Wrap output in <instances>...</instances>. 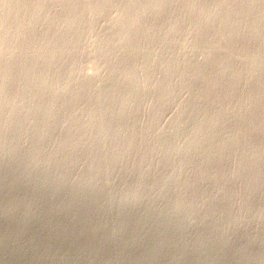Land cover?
Listing matches in <instances>:
<instances>
[{
  "label": "rangeland",
  "instance_id": "obj_1",
  "mask_svg": "<svg viewBox=\"0 0 264 264\" xmlns=\"http://www.w3.org/2000/svg\"><path fill=\"white\" fill-rule=\"evenodd\" d=\"M89 1H91V2H89ZM89 1L85 0L86 3L84 4V8L86 9V11L84 10L85 13L83 14V16H86V14H87V16L89 15L90 17L88 18L86 16V17L80 18V20L83 18L86 20V22H84V23H83V21H85V20H81V21L79 20V22H78L77 19H74V21L75 20H77V21L73 22L72 15H69L70 13H67L69 16H67V14H65L66 12H63L64 14H62V12H61L62 10H60V8H62L60 6L61 5L60 2L58 3V1H54V2H57L59 4L60 7L58 8L57 3H54V2L52 3L51 1H49L48 3L44 2L45 4L47 3L46 5L48 7L46 9V7H45L46 5H44V11L49 10L47 12L51 13V15L48 13L49 16H51V17L49 18L48 15L44 16V14H43L44 18H42V21L41 22L39 21V22H37V24L34 25V27L36 29H38V31L33 29L34 27L32 28L34 31L31 29L30 30L28 29L29 31L23 30L26 28L22 29V32H23L22 34L23 35L25 34L24 37H26V35H27V37L33 36L35 39V38H39V37L41 38L43 36L42 34L46 30V27H50V26L53 27L51 29H55V32L60 33L59 36L60 35L62 36L64 34H66L67 32H70V31L65 30L68 28V25L70 26V29H71L70 34L73 32L71 34L72 38L75 37V38L71 39V41L73 40L75 42V44L73 41L72 42L71 41H68V42L63 41V42H66L69 44L71 43V46L74 45L73 47L70 48L69 44L65 43L67 45L66 46L62 42H60V44L61 45L64 44L65 47L63 45H62L63 47L61 45H58L59 41H61V40L57 39L58 37H55V39H54L53 35H49L50 37L47 36L49 39L46 37L47 41L46 40L45 41L48 42L46 44L48 45L50 43V45H48V46L45 44V41L43 42L45 37L41 38L42 41H40V43H41L40 47H39L40 52L50 51L52 49L51 46H53L51 43L53 42V44H54V40H55L56 44L58 43L55 46H57V48L60 51H62V53H63L62 57L58 60L59 67H58V65L56 66V69L58 71L55 69L50 70L52 72L54 71L52 73L49 70H48L49 71L48 72L47 69H44V70H46L44 72V70L42 69V70H40L41 73L39 72L37 74V71H39V70H36L33 67L31 69L30 65L33 63H30V62L32 61L31 59H32V56L34 55V53L31 54L32 56L29 55L30 57L27 56L26 54H28V53L30 54L32 52V50L34 49V48H32L33 47L32 44L25 43L26 44V46H25V44H22L23 42L22 43L18 42L13 47L15 50L10 49L9 47H6V45H4L3 47H0V50H2L3 53H6L5 58H4V56L2 55L3 53H1V51H0V53H1L0 57L2 56L1 60H0V66L3 65V64H1L3 62H4L3 66H5L6 64L10 65V71H12L11 75H15V73H17V71L21 67L27 68V70H26L27 72L25 73L26 79L23 76L22 79L19 78V79H17L18 81L16 80L18 83V89L21 88V86L25 84L26 80L33 79L34 76L37 77V76H39V74H40V76L42 75L41 77L39 76V78H40V79H38L39 82L37 81L38 77L37 78L35 77L36 79H33L34 82L37 81V83L40 84V80L42 79L46 85L49 83L47 85L48 89L47 90L43 89V91L41 90L42 92L40 91L39 88H37V87H39V85L36 84L35 87L37 89L33 88L34 86H32L30 89H28L29 91L25 89V91H21L22 93L20 92L21 95L26 94V96L22 95V97H21V95L20 94L18 95V93L15 94V96H14V90L15 91L17 90V87H15L14 85H17V83H15V84H13V82H11L12 84L10 82L7 83V81L4 80V77L2 75H0L1 76L0 77V82H1L0 84L3 83V85H0V90H1L0 94H3L4 96H6L5 97L6 99H3L4 96H3L2 100L0 99L1 100L0 104H2V102H3V104H5V102H6V104H5L6 107L4 106L5 108L3 106L0 107V110H1L0 111V122H2V125L0 124L1 125V127H0V136H1L0 140H2V142H3L2 143L0 141V145L3 144L2 145L3 148L0 146V264H264V175H263L264 171H262V168H264V161L261 160L264 158V150H263L264 148H260L261 144L264 147V139H262V137L264 138V131H263L264 130L263 129L264 128V123H263L264 122V119H263L264 118V105H263V103H264L263 102V100H264V96H263L264 95V90H263L264 89V76H263L264 73H262V72H264V70H263L264 69L263 68L264 63H263L262 67H261L262 62H261V65L257 64L255 66V68L260 67L259 70L257 68H256L257 70L252 69L253 71H251V68L246 69V71L247 70L251 71L253 76H255L254 72H256V74H258L257 78L262 77V79H263V80H261V78H258V80H260V82H262V83L258 82L256 86L254 85L260 91L258 92V90L254 87L256 92L254 91V89L250 92H253L255 94L250 93V95H247L248 97H253L251 99L249 98V100L252 104V102H253L252 100L255 99L256 96L260 97V95L263 94L262 95L263 97L261 96V98H262L261 101L263 103L260 102V104H259L260 107H259V105H256L257 107H259V110L257 107L254 108L255 110L257 108L256 111H254V109L252 107H251L252 109H250V106H253V104L252 105L250 104V106L248 105V102H249V101H247L248 97H247V99L246 98L244 99L247 101L248 107L246 106V102L245 103L243 102V106L245 104L246 108H240L239 107V109H240L239 110L237 107L242 106L241 105L242 103L239 101V104H240L239 105L238 103H235L234 102L235 99L232 98L230 103H227V106L225 105V107H223L224 110H227L224 112V114L225 115L227 114L229 116V118L227 115H226L227 117L224 116L227 118V119L226 118L225 119L231 120V118H232V121L228 120L229 121L228 122L226 120H223L224 122H222V120H221V123H222L221 126H219L221 124L220 122H219L220 124L218 123L219 125L212 122L213 124H215V125H213L211 123V121L214 120L216 108H217L218 112L221 109L220 105L217 106V103L220 104V102L219 101L214 102L216 98H215V96H213V94H215V93L218 94V92H217L218 90L214 89V90H216L215 93L213 92L214 90H212V91L210 90V92L212 94L209 93V95H205V96H204V94H202V96H200L201 94L198 93L200 91H198L199 88H198V86H196L197 85L196 80L190 81L188 79L189 81L185 82V79H187V78L182 77L183 75H181L182 73L179 70L175 71L171 67L165 68L168 73L166 72V70H164L163 63H164V60L166 58L169 59V63H171V61L174 62L171 64V66H173L175 63L177 65V63H180V62L181 63L184 62V65H186L187 60H185V59L186 58L190 59V57L193 59L195 57L194 60L197 59L196 61H198V62H203V61L205 62V60H203V59H205L204 57H206V54L208 56V53H209V55H210V53L212 54V55H210V57H212L215 54L219 58L221 55L220 54V48L218 47L219 48L218 49L215 46V44H213V43H210V46L213 44L212 46H215V48L218 50H215V48L213 49V47L212 46L210 47L209 44L207 46V42L204 44H199V45L196 44L197 46H195L194 44L196 42L194 39L196 37V34H192L193 30L191 28V25H188L186 27V30L185 29L183 30V33H181L182 31H178V30L175 31L174 30L177 33L176 35L174 34L175 32L172 29H170V31H172V33L169 31V28H167L168 26L165 24H167V22L172 18L173 13L170 14L171 18L170 17L168 18V16H166V15H168V12L170 13V11L174 12V15H176L178 12H180V11H178V12H176V11L182 9L181 8L182 2H180L181 0L179 2H175L173 5H171L172 6V8L170 7L171 10L168 11L167 14L165 15L167 17L166 18L167 20L166 19L163 20L164 17H159V20H160V18H162L161 20L165 21V24L163 22H160L161 20L159 21L158 18H157V20L159 21L160 24L157 22V20L155 22L154 19H152L153 17H151V15H153V14L150 15V12L149 13L147 12V14L145 16H143V18H141V19H144V18L148 19L149 18L148 19L149 22H147V21L141 22L142 25H148L149 24L148 28L146 30L147 34H146V31H144L142 33L141 32L139 33L141 36L140 35L139 36L132 35V36L133 37H140L141 38L140 41H146L147 42V44H145L146 42L141 43L143 45L141 48L144 49L143 51L146 54H144V53L142 54L143 51L141 52V50H140L141 48L137 49L140 52L139 51L137 52V50H136L137 53L135 52V54H134V51L136 48H130V47L123 48L124 50L128 49L126 51L127 53L123 52L121 45L119 47L118 41L117 42L111 41L110 37H114V34H116L115 35L116 37H117V34H118V37L120 34V37H121V34L123 35V33H124L119 28H115V29L116 30L118 29V31L120 30V33L117 32L116 30H114L113 25H112V19H115L116 17L121 15L120 12L122 9L121 10H119V9L125 8V6H126V5H124L126 3L125 1L121 0L122 6H120L121 2H118V1H117L118 3L116 2V4H118V6L120 8H118V6L115 4V2H113V4H112V2L109 3V4H111L110 7H109V4L104 5L105 6L104 8L108 7L109 9L106 8L107 10H105V9L100 10L101 12L99 11L100 12V13L98 12L99 14L96 12L97 8H95V7H98V5L101 3L100 2L101 0L100 1L99 0H93V1L89 0ZM94 1H97V2L94 3ZM98 1H99V4H98ZM139 1H141V0L137 1L138 3L136 4V6H140L141 3ZM202 1L204 3L206 0L205 1L202 0ZM202 1H200L201 4L199 3L201 6L204 5L202 3ZM92 2H93V4H92ZM143 2H144V0H143ZM143 2H142V4H144ZM209 2H210V0H209ZM90 3L93 6H90L91 5ZM48 4H50V5L48 6ZM51 4H53L54 6L56 4V9ZM114 4H115V7L117 6L116 9H114L115 8ZM85 5L86 6L88 5L87 6L88 11H87V7ZM112 5H113V7H112ZM52 7L54 8V10ZM92 7H94V8L92 9ZM26 10H28V9L24 8L22 13H24ZM51 10H52V12H51ZM55 10L60 12V14L59 13L57 14L56 13L57 11L55 12ZM103 11L104 12L108 11L109 14H108V12L103 13ZM123 11H124V9H123ZM89 12H91L92 15ZM117 12H119V13H117ZM52 13L54 15H52ZM95 14H96V17H95L96 19L93 18L95 16ZM97 14H98V17H97ZM57 15L58 16L61 15V16L58 17ZM65 15H66V17H65ZM101 15H103V17ZM148 15L150 17H147ZM161 16H163V15H161ZM56 17H58V18H56ZM62 17L64 20L61 19ZM175 17H177V15ZM51 18H52V21L50 20ZM53 18H55V20ZM65 18L66 19L70 18V20H66ZM87 19H89V21ZM146 19H144V20H146ZM186 19H184L185 20L184 22H187L186 24H188V21H190V19H187V20ZM45 20H47V22H43ZM48 20H50V21L48 22ZM56 20H57V22H56ZM71 20L74 24L72 22L71 23L67 22V21H71ZM91 20H93V21H91ZM109 20L111 23L108 22ZM59 21L62 23V25ZM64 21H66L65 25H63L65 23ZM150 21L155 22V23H152V24H154V27H155L156 23H158L159 26L161 25L162 27H163V25H165L166 31H164L165 27L162 28L161 26H160L161 27V31H160V27L158 28L157 27L158 24H156V27L159 29V31H158L160 34L159 36L161 38L159 39V36H158V38L154 39L155 41H153V43L149 44L148 43V39H149L148 34L153 30V27H152L153 25L152 24L150 25V23H151ZM42 22H43V24H42ZM55 22L56 23L59 22V24H56ZM190 22H189V24H191ZM38 23L40 25H38ZM67 23H68V25H67ZM75 23H77V24L81 23L80 25L78 24L80 27L77 24L75 25ZM85 23L86 24L90 23V24L86 25L87 27H85V26H83ZM48 24H49V26H47ZM37 25H38V28H37ZM55 25H56V27L60 26L59 30H58V28L54 27ZM73 25H75L76 27ZM15 26H18V25L16 23H13V27H15ZM71 26H72V28H71ZM11 27H12V25H11ZM150 27L152 29H149ZM156 27L154 30L157 29ZM109 28H110V30H109L110 34L109 35H111V36L108 35V33H109L108 29ZM61 29H64V30H61ZM70 29L68 28L67 30H70ZM41 30H43V31L41 32ZM60 30H61V32L63 31L64 33L61 34ZM26 31H27V33H26ZM31 31H32V33H29ZM51 31H53V30H51ZM121 31L123 33H121ZM167 31L169 34L171 33L170 37H172V38L169 37V34L167 33ZM184 31H186L187 33H189V32L190 33L192 32V33L188 34V36H187V33ZM194 31H195V29H194ZM33 32L34 33L37 32V35H36V33L34 34ZM38 32H40L41 34ZM114 32H117V33H114ZM165 32H166V34H168V38H169L168 40H171L170 42L168 40H166L167 35L165 34ZM28 33L31 35L28 36ZM38 34H40V36ZM77 34H79L78 36H81V38L82 39L84 38V39L80 40L79 39L80 37H78ZM82 34L84 35V37H82L83 36ZM143 34H144V36H143ZM172 34L175 35L174 38H173ZM262 34H263V29H262ZM71 35L68 37H71ZM73 35H75V36H73ZM105 35H106V37L108 35L110 40L108 37L105 38ZM162 35H163V37H162ZM177 35H179L180 37L182 36V37L176 39L175 37H178ZM76 36L78 39L76 38ZM151 36H152V33H151ZM183 36L184 37L186 36V37L183 39ZM51 37L54 40L51 41L50 40ZM143 37H144V40H143ZM190 37L192 39L194 38L193 40L195 43L192 41V39H190ZM101 38H103V39H101ZM145 38H146V40H145ZM156 39H158V40H156ZM174 39H176V40L174 41ZM181 39H182V41H181ZM185 39H187V40H185ZM106 40H107V45H106L107 49L104 48L105 44H106ZM172 40L174 41V43ZM184 40H185V42H184ZM49 41H51V42H49ZM81 41H83V42H81ZM102 41H104V42H102ZM79 42H81V43H79ZM110 42L112 45L110 44ZM114 42L119 47L118 48L116 46V49H118V51H120V49H121V52H123V53L117 52V50L114 47V45H115ZM166 42H168L167 45H166ZM182 42H184L185 44ZM19 43H20V45H19ZM113 43H114V45H113ZM180 43H182V44H180ZM186 43H189V46H191V48L189 46H187L188 44H186ZM42 44L46 45V47L44 45L42 46ZM79 44H81V46ZM108 44H110L112 47ZM163 44L165 46H163ZM177 44H179V45L177 46ZM21 45H23V47H21ZM76 45H79L77 48H80V49L74 50V47L76 48ZM159 45H162V46H159ZM180 45H182V46H180ZM203 45H205L204 48L202 47ZM234 45L235 44H233L230 47V49H235V47L232 48ZM154 46H155V48H154ZM68 48H70V50H68ZM109 48L110 49L113 48V50L111 49V52H110ZM150 48H151V50H148ZM152 48H154V49L152 50ZM179 48H180V50H179ZM186 48L188 49V51L186 50ZM182 49H183V51H181ZM189 49L192 51H190ZM206 49H207V51L209 49H211V50L208 51V53H207V51H205V54L203 55L202 52H204V50H206ZM76 50L79 51L80 55L78 53H76ZM100 50H102V52ZM155 50H156V52H154ZM213 50H215L217 53ZM262 50L264 52V49H262ZM262 50L260 51V53H262ZM128 51H130V52L128 53ZM189 51H190V53H189ZM22 52H23V54H25L27 56V58L29 60L26 59V56H25V58L23 57L24 55L22 54ZM131 52H133V54H131ZM148 52H150V53L147 54ZM75 53H76V55L77 54L78 55L77 56L74 55ZM156 53H158L159 55H157ZM183 53L185 56H183ZM233 53H234V51L230 52L231 55ZM10 54H11V56H10ZM16 54H17V56L20 55L19 58L21 60L18 59ZM126 54H128L129 57ZM136 54L138 55L137 58L135 57ZM150 54H152L153 57L156 54V56L154 57V62L155 61H157V62H155V63L152 62V64L147 63V61H149L147 58H149ZM165 54H168L169 57H171V56L172 57L168 58V56H166ZM175 54H176V56H175ZM187 54H188V57H186ZM194 54L197 55L198 58L196 56H194ZM230 54L227 53V55H230ZM262 54L264 55V53H262ZM262 54H259L260 59L264 58V57H262L263 56ZM70 55H72V56L70 57ZM108 55H109V57H107ZM124 55L127 56V59ZM131 55H134V56H131ZM144 55H145L147 61H145ZM178 55H179V58L177 57ZM12 56L14 57V59L12 58L14 62L11 59ZM101 56H104V57H101ZM216 56H214V58H217ZM7 57H10V59ZM22 57L24 58V60L22 59ZM72 57L74 59L73 63H71ZM130 57L131 58L135 57L133 59V60H135V65H136L135 69H134L135 65H133V66L128 65V64H131L130 62H127ZM16 58L18 59L19 63H18V61H16L17 60ZM104 58L106 59V63H108V64L110 63L109 66H108V64L105 63ZM131 58L129 61H132ZM237 58H239V57H237ZM7 59L13 62L12 66H11L12 62L9 61V63H8ZM66 59L68 61H70V63L72 65L69 63V65H70L69 66L67 64L68 61H66ZM117 59H119L118 62L116 61ZM159 59L161 61H158ZM167 59L165 60L166 63L168 62ZM170 59H172V60H170ZM175 59L177 61L178 60L179 61L177 62V61H175ZM239 59H241V58H239ZM239 59L235 60V64L237 66L234 65V70H236L237 72L241 71L240 72L241 74H243L242 72L246 73V75L248 74V76H246V77L249 78L251 76V72L247 73L248 71L245 72L243 70V68H241L242 65H245V64L242 60L241 61L243 63L241 61H239ZM2 60H3V62H2ZM33 60H34V58H33ZM108 60H109V62H108ZM125 60H127V61H125ZM183 60H185V61H183ZM20 61L23 63L21 64ZM61 61H62V64H60ZM75 61H77V62H75ZM115 61L117 63V67L115 66L116 63L114 65ZM138 61H139V63H138ZM237 61L241 62L242 65H240L241 63H239V62L237 63ZM16 62H17V66L15 64ZM120 62H122V63H120ZM75 64H77L78 67ZM120 64H122V65L126 64L127 65V67L124 68L125 70L122 69V66ZM155 64H156V67L159 64V67L156 68ZM180 64L178 67H180V69H181L183 67V65L181 64L182 65V67H181ZM26 65H28L30 69H28V66H26ZM119 65L121 67H119ZM124 65H123V67H124ZM137 65H139L138 68H137ZM150 65H152V66H150ZM176 65H175V67H176ZM3 66H1V67H3ZM74 66H76L75 68L78 71L74 68ZM110 66H112V67L115 66L114 68L115 69L119 68L120 71L122 69L123 73L122 72L120 73V71L118 69L117 70L114 69V73L111 72L112 74H110V77H109L110 71L113 70V69H111L112 67L110 68ZM162 66H163V69H162ZM252 66L253 65H250V67H252ZM128 67H129V69H132L133 71H135L133 75H132L133 71L131 72V70H129ZM147 67H150V68L147 69ZM247 67H248V65H247ZM68 68H70V69H68ZM71 68H72V70H71ZM142 68H143V70H142ZM155 68H156V70H155ZM158 68H161V69H158ZM15 69H17V70L15 71ZM65 69H66V71H65ZM126 69L128 70V73H127ZM144 69L149 70V72L147 70L145 71ZM150 69H153V70L150 71ZM169 69H170V72H169ZM13 70H14V73H13ZM29 70L30 71L33 70V71H31L33 74L35 72L36 73L34 75H32V73L29 72ZM70 70H71V72L73 70H75L77 72L73 71V75H72V73L69 72ZM141 70H142V72H141ZM159 70H160V72H159ZM59 71H61V74H63L65 77L63 75H61L60 73H58ZM62 71H63V73H62ZM115 71H116V73H118V75H115ZM137 71L139 74H137ZM143 71H144V74H142V76H143V78H142V76H139V75H141V73H143ZM177 71L180 73L176 74ZM42 72H44V73H42ZM46 72H47V76L45 74ZM124 72L127 73L129 77H130V75H131V77L134 76L135 73H136V76H134V79L133 78H124L125 77V76H123L125 74ZM161 72L163 74H161ZM237 72H235V73L240 74ZM260 72L262 73V76H260V74H261ZM49 73H50V75H49ZM55 73H58L57 75L61 79L57 78L58 76H56ZM74 73H76V76L74 75ZM165 73H166V75H164ZM29 74L32 76L31 78L29 77L30 76ZM51 74H55V75L51 76ZM169 74H170V76H169ZM111 75H114V76L111 77ZM150 75H151V77H150ZM45 76L48 78H46ZM128 76L126 75V77H128ZM161 76H163V78ZM175 76H176V79H175ZM114 77H116V78L119 77L120 79L119 78L116 79ZM139 77H141V78H139ZM177 77L178 78L182 77L183 80H182V78H180V81L182 80L180 82L177 79ZM251 77L249 78V80L251 83H254L255 77L252 78L253 81L251 80ZM110 78H111V80L109 81ZM137 78L139 80L142 79V81L144 79V81H147V82H144V81L139 82V81H137L138 80ZM164 78L165 79L167 78L166 81L168 83H164V82H166ZM1 79H3V80H1ZM51 79H53V81ZM115 79L119 80L118 83ZM158 79H162V80H160L161 82ZM173 79H175V80H173ZM21 80H23L24 82ZM62 80L63 81L65 80V82H62ZM81 80L82 81L86 80L85 82H83L85 84H83ZM112 80H113V83H111ZM125 80H128V81H125ZM153 80L156 83H158L157 80L159 81V83L163 82L162 83L163 85L159 84V86H158V84L155 83L156 87H154V86H152L154 84ZM168 80L169 81L171 80V81L169 82ZM245 80H241V81L243 82ZM16 81L14 80V82H16ZM51 81L56 83V84L54 85V83H52ZM79 81H80L81 85L83 84L84 87L86 85V89L84 88L85 90L83 89V86L78 84ZM87 81H89V82H87ZM34 82H33V84H34ZM61 82H62V84H61ZM72 82H73V85H72ZM86 82L88 84H86ZM114 82H115V84H114ZM120 82L121 83L124 82V83H122V85H121ZM133 82L138 87L139 86H142V87L138 88V87H136V85L133 86L134 85ZM189 82L191 84L194 83V85L195 84L196 85L195 86L191 85V84H189ZM227 82H228V84L230 83V81H228V79H227ZM233 82L234 81H231V85L233 84ZM4 83H5V85H4ZM51 83H52V85L49 86ZM119 83H120V87H119ZM126 83L128 85H126ZM139 83H144L145 85L144 84L140 85ZM171 83H173V84H171ZM184 83H188L189 86L191 85L190 87H193V86L194 87L192 89H190V88H188L189 86H187L188 84L185 85ZM57 84H61V85L58 86ZM90 84H92V86L88 87V86H90ZM258 84H260V89H259ZM111 85H112V87H111ZM113 85H115V86H113ZM129 85L130 86L132 85L131 88H129L130 87ZM165 85L166 86L170 85L171 87L170 86L166 87ZM173 85L176 87H174ZM262 85H263V87L261 89ZM4 86H6V87H4ZM7 86H9V87H7ZM53 86H54V89H53ZM74 86H75V88H74ZM76 86H77V88H76ZM11 87H13V89ZM55 87H56V90L58 91L57 93H56ZM59 87H61V89ZM121 87H123L122 90H124V89L126 90V88H127V91H126L127 94L125 91H124V93H123V91H121L123 94L118 92V91H120ZM10 88L12 89V90H10L12 92L9 91ZM22 88H24V86H22ZM62 88L64 90L68 88V90L64 91ZM108 88H110V89H108ZM140 88H143V89H141V91H140L139 90ZM158 88H159V90H158ZM177 88H178V90H177ZM186 88L189 90H187ZM32 89H34V90H32ZM58 89L62 90V91L60 92ZM72 89H75V92H73L74 90H72ZM81 89L84 90L83 94H82L83 90H81ZM117 89H119V90H117ZM128 89L131 90V92L133 89V92L135 91L136 93L132 92V94H130V91ZM166 89H167L168 93H166L167 92ZM171 89H173L174 91ZM30 90H32V91H30ZM48 90H50V91H48ZM106 90L107 91L111 90V91L107 93ZM137 90L139 92H137ZM157 90L159 92L156 93ZM261 90L263 92H261ZM33 91H35V92H33ZM36 91H38V92L40 91V93L38 95H36L38 93ZM44 91H46V93ZM76 91H77V95L74 96L73 94L74 93L76 94ZM104 91H106V92H104ZM160 91L162 92L161 94H160ZM171 91H173V92L171 93ZM195 91L196 92L198 91L197 94L195 93ZM8 92H9V94H7ZM32 92L35 94V96L33 95L34 100L33 99L30 100L32 98V96H31L32 94H30V96H31L30 97L29 93H32ZM48 92H52V93H48ZM59 92H60V94H58ZM66 92L69 94H66ZM88 92H89V94H88ZM163 92H165V93H163ZM11 93H13V95ZM53 93H54V95L57 94L58 97L60 95L61 97H59V98H60V100L62 99L61 100L62 102L65 100L66 101L70 100L71 102L65 101V103L62 104L60 102L59 98H56L57 95L54 96ZM61 93H63V94L65 93L67 97L65 96V94L62 96ZM90 93H91V95H90ZM105 93L109 94V95H106V97L105 96L103 97L102 94L105 95ZM139 93H141V94H139ZM155 93H156V95H155ZM45 94L51 95L52 98L48 97V95H47V97H45L46 96ZM124 94H125V98L121 97V96H124ZM133 94L135 97L136 96L137 97L135 98L133 96ZM166 94L169 95V97ZM198 94H200V95H198ZM10 95L12 97H15V99L13 100V98L10 97ZM110 95L113 96V98ZM118 95L120 98L117 97ZM160 95H161V97H160ZM172 95H173V97H172ZM254 95H256V96H254ZM37 96H38V99H39V96L45 97V98H40V100L44 99L43 100L44 102L41 101L43 103V104L41 103L42 105L39 103L40 101L39 102L35 101V100H37V98H36ZM126 96H128V99L126 98ZM209 96H211L215 99H213V100L208 99V101L211 100L212 105L206 106L205 100L207 97L209 98ZM70 97H72V98H70ZM108 97H110V98H108ZM131 97H133L132 98V100L134 99L133 101H131V99H130ZM165 97H167L168 99L166 98L167 99L166 100ZM196 97H198V98H196ZM201 97H203L205 99H200ZM8 98H10V100L11 99L12 100L10 101ZM26 98H27V100H26ZM47 98H48V100H47ZM53 98H55V99H53ZM106 98L108 100H106ZM139 98L141 101L139 100ZM156 98H158V99H156ZM159 98H160V100H159ZM169 98H170V100H169ZM72 99L74 101L76 100L75 101L76 103L74 101H73L74 102L73 103ZM109 99H111V101H109ZM118 99H121V100L119 101ZM122 99L129 100L130 103L134 107L135 106L137 107L136 109L138 111H136L132 105H130L131 107L129 105H127V103L130 104L127 100H125V103H126L125 104L124 100H122ZM193 99H197L199 102L202 100L203 102L201 101V103H199V105L197 106L196 104H198V101L194 100L196 102V104H195ZM5 100H7L9 102H7ZM15 100L17 101L16 104H15V102H16ZM45 100H46V102H45ZM56 100H57V102H56ZM116 100H118V101H116ZM136 100H137V102H136ZM163 100L165 101V103ZM12 101H14V102H12ZM23 101H25L26 103H23ZM27 101L29 102V104H31V103L32 104L28 105ZM30 101H32V102L30 103ZM47 101H49V102H47ZM53 101H55V102H53ZM107 101L111 102L112 106H111V104H109V102L107 103ZM159 101L160 102L162 101L161 103L164 105L159 103ZM11 102H12V104H10ZM21 102H22V104H20ZM36 102L39 104V106H37L38 104H36ZM50 102L54 103V104L53 103L52 104L54 105V107H56L55 111L51 110V109L45 110V108H47V107L48 108H54L51 106L52 104ZM118 102H121V103H118ZM191 102H194L195 106H193ZM231 102H233V105L231 104ZM48 103H50L49 104L50 106L48 105ZM55 103H56V105H55ZM68 103H70V104L68 105ZM234 103L238 106H236ZM261 103L263 105V108H261ZM17 104H19L20 106H18ZM23 104L25 105V107ZM34 104L37 106V109L35 108L36 106ZM65 104H66V106H64ZM94 104L96 107L94 106ZM138 104H139V106H138ZM183 104H184V106H183ZM16 105L18 106V108ZM59 105H61V106H59ZM161 105H162V107H161ZM165 105H167V106H165ZM10 106L11 107L14 106L13 108L16 110L11 109ZM26 106H27V109H26ZM41 106L45 107V108H43L44 110L43 109L40 110V108H38ZM159 106H160V108H159ZM199 106H201V107H199ZM20 107H21L22 111L21 110L19 111ZM57 107H58V110H60L62 108L63 109L60 110V112H59L57 110ZM123 107L126 111L123 109ZM163 107H164V109H163ZM211 107L212 108L214 107V108L212 109ZM28 108H29V110H28ZM118 108H120V109H118ZM126 108L129 110V113H128V110ZM131 108H132V110H131ZM196 108L201 109V111L196 109ZM247 108H249V110L254 111V112H251V111L249 112ZM3 109H5V111ZM8 109H11V110L8 111ZM38 109L42 112L40 113V111H37ZM116 109H118L119 111ZM210 109H211V111H210ZM236 109L238 111H236ZM242 109H244V110L246 109L247 112H249V114H247V112H246V114L250 117L253 116L251 118L252 119L255 118L254 119L255 121L250 119V117H248L246 114L242 115L243 113H245ZM23 110H25V112ZM32 110H34V112ZM50 110H51V113L54 114V116H53V114L52 115L50 114ZM95 110H96V113H94ZM230 110H231V112H230ZM10 111L12 113L14 112L13 117H12V114ZM15 111L16 112L17 111L23 112L22 115H21V113L18 112L22 116V118L19 114L18 115L20 117L17 116V113ZM27 111H30L29 113H31V114L33 113V114L32 115L28 114ZM35 111H36V113H35ZM56 111H57V113H56ZM104 111H106V112H104ZM116 111H117V113H116ZM134 111H136V112H134ZM2 112H4V113H2ZM43 112L45 114H43ZM74 112L76 114L73 116ZM102 112H104L106 114H104ZM111 112L114 113V116H113V113H111ZM130 112L131 113L134 112L135 113L134 116H136V117H134L133 114H131ZM194 112H196L195 115H194ZM199 112H200V114H199ZM202 112L206 115L204 116V114H202ZM236 112L237 113L239 112V113L237 114ZM241 112H242V114H240ZM258 112L259 113L262 112L263 114L260 115ZM46 113H47V115L48 114H50V115L47 116ZM58 113H60L61 115L59 114L57 116ZM122 113H125V114L120 115ZM127 113L129 115L126 116ZM257 113L259 114L258 116H263L261 119H260V117L257 116L259 118V120H262L261 122H262L263 126L261 125V122H259V120L254 116ZM10 114H11L12 118L11 117L9 118ZM23 114L26 117H24ZM35 114H37V115H35ZM41 114H42V116L44 115L43 118H41L42 117ZM89 114L90 115L93 114V115L90 116ZM102 114H103V117H102ZM116 114H118L117 118H116ZM197 114H198V117L200 119L197 117L193 118L194 116H197ZM190 115H192L191 119H190ZM200 115L202 116V118L204 116V118L202 119L200 117ZM232 115H233V117H232ZM237 115L239 116V118L241 116L242 117L244 116L243 118H245V119L240 118V120L237 121V119H239ZM37 116L38 117L40 116V118H37ZM59 116H61V117H59ZM69 116H72V117L70 118ZM88 116H90L89 118L91 120L88 118ZM236 116H237V118H236ZM16 117L20 118L23 121V123L21 122L20 119H17L18 120L17 121ZM63 117H65V119H67V120H65ZM67 117L70 119H68ZM119 117H121V118L118 119ZM208 117H209V120H208ZM13 118H15V122L12 121ZM59 118H60V120H59L60 124L58 123V121H56ZM125 118L126 119L128 118L127 119L128 121ZM132 118L135 120V122H134V120H132ZM233 118L236 120H234ZM5 119L9 121V124L8 123L6 124ZM24 119H26V120H24ZM28 119H29V121H28ZM38 119H40V121L41 120L42 121L39 122ZM49 119H53L55 121L51 122V124H50ZM72 119L74 120V122ZM113 119L115 121V124L111 125L110 122L112 123ZM116 119L118 120L119 123L116 122L117 121ZM123 119H125V121ZM194 119L197 121L199 120L198 123L196 121H194ZM48 120H49V122H48ZM89 120L92 121V123H89L90 122ZM200 120H202V121H200ZM207 120H208V123H207ZM243 120L247 122L246 125L244 124L245 122ZM249 120L251 122L254 121V123L256 122L257 124L255 123V126H254V123H251V124H253V126H250ZM16 121L18 122V124L20 123L21 125H18L16 123ZM45 121H46V125L50 124V125H48V127L45 124H43V122L45 123ZM60 121H62V122H60ZM129 121H132V122H129ZM225 121L227 124L233 123L234 125L233 124L227 125L225 123ZM239 121L240 122L243 121L244 123L241 122L243 125H241V123L235 124V122L239 123ZM3 122L5 125H3ZM10 122H11V124H15V123L16 124L11 126ZM26 122L28 124L27 126H26ZM37 122H38V124H36ZM67 122H69L68 125H67ZM86 122H88L89 124ZM202 122H203V124H201ZM34 123H35V125H34ZM41 123H42L43 127L40 126V128H39V124L41 125ZM61 123H63V124H61ZM129 123L133 124L132 129L130 128L131 124H129ZM134 123H135V125H134ZM56 124L57 125L59 124L60 126L59 125L57 126ZM194 124L197 126H195ZM205 124L209 127H210V125L211 126L213 125L212 129L213 128L214 129L209 130L211 127L207 128V126ZM17 125L19 127L21 126L24 129L18 130V129H21V127L19 128ZM44 125H45V128H44ZM63 125L69 126V128L67 127L68 129L65 128L67 131L68 130L70 131V133L69 132L67 133L65 131L67 133V136L65 135V132L62 131V130H64ZM98 125L101 126L102 131ZM118 125L123 127V128L121 127V131H120V127ZM125 125L126 126L130 125V126L126 127ZM200 125L203 128L200 127V130L198 131V128ZM248 125L250 126V128L253 127L254 130H250ZM4 126H7V127H4ZM62 126H63V128H62ZM88 126H90V127H88ZM193 126L195 128L197 127V130ZM224 126H226V127H224ZM239 126L241 129L239 128ZM244 126L245 127L247 126V128H249V129L243 128ZM12 127L15 129L13 130ZM25 127L27 130L25 129ZM60 127L62 128V130L60 129ZM108 127H110V128L108 129ZM113 127H117L118 129L113 128ZM124 127H126V128L124 129ZM190 127H191V130H190ZM222 127H224V129ZM259 127H261L262 130L259 131ZM33 128H35V129H33ZM89 128H90V130H89ZM135 128L137 130H139V133ZM228 128H229V130H228ZM230 128L233 130V133H230V132H232ZM253 128H251V129H253ZM42 129L45 132L42 131ZM47 129H48V131H47ZM126 129L129 132H127ZM235 129H237L239 134H236L237 131H235ZM257 129H258V132H257ZM15 130L19 134L21 132H23V133H21V135H19L16 133ZM35 130H36V132H35ZM72 130H73V134H72ZM97 130L100 133V135L97 132ZM103 130H105V131H103ZM108 130H111V131L109 132ZM188 130L190 131L189 136L191 133H193L194 130L195 131L193 134H196V135H193V134L191 135L190 141H189V139H187ZM220 130H222V132H223L222 134L220 133ZM239 130H241V131H239ZM37 131L38 132L42 131V133L45 135V138L44 137L42 138L41 133H37ZM75 131H76V133H74ZM107 131H108V133H107ZM122 131H124L125 133ZM133 131L136 133H134ZM234 131H235V135H233ZM247 131H249L250 134H251V132L256 133V136L254 133H253L254 134L253 136H251L252 134L251 135L249 133L247 134L246 133ZM1 132L4 133L5 137L2 135L3 133L1 134ZM120 132H121V134H120ZM201 132H202V134H201ZM259 132H261V133H259ZM34 133H36L39 136L37 137V135ZM215 133H218L217 135L219 137L216 136ZM225 133L229 134V135L231 134V136H233V137L230 138V136L228 135L227 138L229 137L230 139L229 138L227 139ZM240 133H241V135H240ZM262 133H263V136L261 137L260 134H262ZM112 134L114 135L113 137H112ZM131 134H136V135L133 136ZM213 134H215L216 137ZM219 134H221V135H219ZM242 134H244V136ZM13 135H14V137H12ZM16 135H19V136H16ZM31 135L34 136L35 138L34 137L32 138ZM77 135L80 138H77ZM116 135H118V136H116ZM130 135L132 136V138L130 137ZM205 135H208V136L204 137ZM210 135H212V136H210ZM247 135H248V138L251 142H245L244 141V140H246V141L248 140ZM15 136H16V138H15ZM196 136L198 139L195 138ZM40 137H41V139H40ZM97 137H98V139H97ZM208 137H210V138H208ZM212 137H213V139H212ZM237 137L239 139L236 140L235 138H237ZM253 137L256 140L252 142V140H254ZM257 137H260L259 138L260 141L258 140ZM1 138H3V139H1ZM76 138L81 139V141H78ZM111 138H112V141H111ZM188 138H190V137H188ZM201 138H203V139L206 138L207 143L205 142V140L203 141V139L199 140ZM216 138H218V141H219L218 143L221 144L222 148H219L221 146H216V143H217ZM221 138H222V140H224V138H225V140H224L225 143H224V141L220 140ZM242 138H243V140H241ZM10 139H12V140H10ZM15 139H16L17 144L15 142ZM32 139L33 140L37 139V140L33 141ZM99 139H100V142H99ZM193 139H196V140L194 141ZM210 139L212 140V142H211L212 145L210 144V141H211ZM40 140L42 141V143L38 142ZM109 140H110V142H109ZM127 140H130L131 145L128 144L129 142ZM132 140H135V141H132ZM238 140L239 141L241 140V141L239 142ZM257 140L259 142H261V141H263V142H261L260 144H255V142H258ZM131 141L134 143H132ZM193 141L195 143H192ZM196 141H197V143H196ZM198 141H201V142L198 143ZM220 141H222V142H220ZM227 141L229 142L228 145L226 144ZM242 141H243V143H242ZM10 142H11V144H10ZM13 142H15V143H13ZM60 142H62L63 144L64 143L66 144V142H67L70 150L65 148V146L67 147V144L66 145L64 144L65 146L63 147V145L62 146L60 145L61 144ZM174 142L176 144H174ZM231 142H232V144H234V143L235 144L236 143L241 144V146L237 145V144L236 145L234 144L235 146L231 145V146H233L232 151L233 150L235 151V149H237L239 146L241 148L239 147L240 149L238 148L236 150L237 153H236V151L235 152L233 151L234 153H232V151L230 150V153H232V155H229L230 153L228 152L226 157H227V159H228V156H229V158L230 157L231 158L227 160L224 155L227 153V151H229V149H231V147L229 146L231 144ZM32 143H35V145ZM37 143H40V144H37ZM58 143H60V144H58ZM93 143L95 145H93ZM201 143H203V144L201 145ZM223 143H224V147L222 145ZM75 144H77V145H75ZM207 144L209 145V148H207L208 146H206V149H207V152H206L205 146H203V145H207ZM225 144L229 147H227ZM247 144H249V146L250 145L252 146V144H253L254 146L252 148H250ZM132 145L133 146L135 145L134 146L135 148ZM178 145L180 147L183 146V148L181 147L182 148L181 149ZM214 145H215V147H214ZM174 146H177V148H176L177 152L175 151ZM210 146H212V148L214 150L211 151L212 148ZM236 146H238V147H236ZM256 146L257 147L259 146L258 147L259 150ZM61 147H63L64 149ZM73 147L75 148V151H74ZM91 147L92 148L94 147V148L91 149ZM226 147H227V150H226ZM234 147H235V149H234ZM247 147H249L251 150L248 149ZM186 148H187V150H186ZM253 148H257V152L255 150L253 151ZM71 149L74 152H70ZM125 149H127V151ZM131 149H133V150H131ZM183 149H184V151H183ZM208 149H210V151ZM218 149L219 150L221 149V150L219 151ZM242 149H244V150H242ZM30 150H31V152H30ZM145 150L146 151L148 150L149 152L147 151L148 152L147 153ZM171 150L173 153L171 152ZM178 150H180V151H178ZM215 150L218 151V154H216L217 152ZM144 151L146 153H142ZM168 151H170V152H168ZM186 151L189 152V156L187 155L188 152H186ZM192 151L194 153H192ZM208 151H209V153H208ZM221 151H223V153H221ZM259 151L261 154L263 152V154H262L263 156L259 153ZM181 152H182V154L186 153L184 158L182 157L183 155H180ZM190 152H191V155H194L195 158L190 155ZM204 152H206L208 155L207 154L205 155ZM238 152L240 154L242 152L243 153V154H241L242 156H240ZM253 152H254V154H253ZM27 153H31V154H29V156H28ZM171 153L173 154V158L169 159L168 157H172ZM219 153H220V155H219ZM162 154L164 157H166V156L167 157L165 159L163 157V159H162L161 158ZM210 154H211V156H210ZM212 154H213V156L215 154L216 155L213 157ZM245 154H247L248 160L245 157L246 156ZM250 154L252 156H250ZM109 155L110 156L113 155L112 156L113 158L110 159L111 157ZM179 156L182 158H180ZM206 156H207V158H206ZM105 157H107V158H105ZM108 157H110V158H108ZM216 157H218L219 159ZM252 157L257 158V161H258L257 164H255L256 159L252 158ZM261 157H263V158H261ZM221 158H223V159H221ZM160 159H162V161ZM191 159H193V160H191ZM199 159H201V161ZM203 159L204 160L206 159L205 160L206 163H205V161H203ZM240 159L241 160L243 159L242 163H244L246 161L247 162V163L245 162L246 165H245V163L241 164ZM244 159H246V160L244 161ZM258 159H260L261 161H259ZM62 160H64L65 162H63ZM166 160H167V162L170 160L171 161L166 163ZM180 160H182V161H180ZM184 160L185 161L188 160V162L186 163ZM214 160H216V161H214ZM220 160H222L224 162L226 161L225 162L226 166H224V164H223L224 162L221 161V163H220ZM249 160H252V162ZM60 161H62V162H60ZM182 162H184V164ZM215 162H216V164H215ZM217 162L220 165H218ZM250 162L257 165L256 166L257 168H255V166H253V164L250 165ZM260 162H261V164H260ZM28 163H30V164H28ZM33 163H35V164H33ZM247 164H249L250 167H248ZM184 165H186V166H184ZM244 166L248 167V168L246 167V170L248 169L247 172H246ZM180 167H181V169H182V167H183V169L185 167H187V168H185L184 170L182 169V172H181ZM239 167H243L244 169L239 168ZM251 167L260 171L259 172L260 177H258V178H260L259 180H257V178L255 177V176H259L258 171H256V170H254L255 172L253 171L254 174L256 173L257 175L256 174L254 175L253 172H249V168L251 170ZM192 168H193V170H192ZM221 168H223V169H221ZM224 168H225V170H224ZM177 169H179V170H177ZM259 169H261V170H259ZM173 171H175V173ZM218 171H220V172H218ZM185 172H187V173H185ZM201 172L203 174H201ZM221 172H224V173H221ZM244 172H246L247 174ZM177 173H179L180 175ZM197 173L198 174L200 173V176H198ZM238 173H240V174H238ZM172 174H173L174 179L172 178ZM174 174L177 175L176 176L177 178L174 177ZM217 174H218V176H217ZM220 174H222L223 177L219 176ZM248 174H250V176ZM251 174L253 175L252 177H251ZM165 176L168 178H166ZM207 176L209 178L211 177L210 180H212L213 183H212V181L207 182V180H206L208 178ZM220 177L222 179L225 177V180H222ZM249 177H251L252 179L254 177L256 181L254 179H253L254 181H252V179ZM163 178L165 179V181ZM198 178L199 179L201 178L200 179L201 183H200V180H198V182H195V181H197ZM209 178H208V180H209ZM213 179H215V180H213ZM166 181H169V182H166ZM158 182L160 184H158ZM156 183L158 185H162V187L158 186ZM214 183L217 184V186H214ZM210 185H212L213 187ZM91 186H93V188L89 189ZM193 186H196V187H193ZM252 187H253V189H252ZM135 189L138 191H136ZM190 190H194V191L192 192ZM222 190L224 191V193ZM91 191H92V193H91ZM134 191H135V193L137 192L135 195L133 194ZM250 191L252 192L251 194H250ZM129 193H131L132 195ZM250 195H252V196H250ZM126 196L128 197V199ZM135 196L137 198H135ZM248 196H250V197H248ZM130 198H132L133 201ZM216 199H219V200L216 201ZM220 199H222V200H220ZM224 199H226V200H224ZM171 200H173V201H171ZM227 200H229V201H227ZM169 201H170V203L168 204L167 202H169ZM176 203H179L178 206L180 205V203L181 204L183 203L184 205L183 204L180 205L179 209L180 208L181 209L179 210ZM172 204H173V206H171ZM174 204H175V206H174ZM188 204L189 205L192 204L193 207H191L192 205L189 206ZM187 205L190 207L189 209L186 208ZM172 208H174V210ZM218 210H220V212ZM216 211H218V212H216Z\"/></svg>",
  "mask_w": 264,
  "mask_h": 264
},
{
  "label": "bare ground",
  "instance_id": "obj_2",
  "mask_svg": "<svg viewBox=\"0 0 264 264\" xmlns=\"http://www.w3.org/2000/svg\"><path fill=\"white\" fill-rule=\"evenodd\" d=\"M49 1H51L52 3L54 2V1H58V3L60 2V6L62 7V8H60V10H62L61 12H62V14H64L63 12H66L65 14H67V13H70L69 15H72V19H73V22H75V21H77L78 20V22H79V20H80V18H82V17H86L87 16V14H86V16H83V14L85 13V11H86V9L84 8V4L86 3L85 2V0H0V47H3L4 45H6V47H9L10 49H14L13 47L18 43V42H23L22 44H25V43H28V44H32L33 45V47L32 48H34L33 50H32V52L29 54H26L27 56H29V55H31V54H33L34 53V55L32 56V61L30 62V63H33V64H31L30 66H31V69H32V67L34 68V69H36V70H39V71H37V74L40 72V70H44V69H47V71L49 70H57L56 69V66L58 65V60L62 57V55H63V53H62V51H60L58 48H57V46H55V45H57L56 43H55V37H58L57 39H59V40H61V41H59V44L58 45H61L60 44V42H62V43H66V42H68V41H71V39H73V38H75V37H73L72 38V33L70 34V32H71V29H70V26L68 25V23L70 22H72V20L71 21H67L68 23H67V25H68V28L70 29V30H67V29H65L66 31H70V32H67L66 34H64V35H60L59 36V34L60 33H58V32H55V29H51V28H53V27H46V30L43 32V36L41 37V38H44L45 37V39L43 40V42L48 38L47 36H49V35H53V37H54V39L51 37V41L52 40H54V44H53V42L51 43L53 46H51V50L50 51H43V52H40V41H42V39L39 37V38H35L34 39V37L32 36V37H30L29 35H31V34H29V33H32V31L31 32H29L28 33V36L29 37H27V35H26V37H24V35L22 34L23 32H22V29L23 28H26V29H23V30H27V31H29L30 29L31 30H33V29H35L36 31H38V29H36L35 27H34V25L35 24H37V22H41L42 21V18H44V16H47L48 15V17L50 18L51 16H49V14L51 15V13L50 12H47V11H49V10H47V11H44V5H46ZM89 1V0H88ZM93 1V0H92ZM100 1V0H99ZM99 1H98V4H99ZM121 2V0H101L100 2V4L98 5L97 3V5H98V7H95V8H97V13L100 11V10H103V9H105V10H107L106 8H108V7H106V8H104L105 6L104 5H107V4H109V3H111L112 2V4H113V2H115V4H116V2ZM122 1H125L126 3L124 4V5H126L125 6V8H120L119 6H118V4H116L117 6H118V8H120L119 10H121V12H120V16H118V17H116L115 19H112V25H113V28H114V30H116L115 28H119L120 30H122L121 31V33H123V35L121 34V37H120V34H119V37H118V34H117V37L115 36L116 34H114V37H110L111 38V41H115V42H117L118 41V43H119V47H120V45H121V47H122V49L123 48H127V47H130V48H136L135 49V51H134V54H135V52H136V50L137 49H140L143 45L141 44V43H143V42H146V41H140L141 40V38L140 37H133L132 35H137V36H139L140 34V32L142 33V32H144V31H146L147 30V28H148V25H142V23L141 22H145V21H147V22H149V18L148 19H146V18H144V19H146V20H144V19H141V18H143V16H145L146 14H147V12L149 13L150 12V15L151 14H153V15H151V17H153L152 19H154V21L156 22V20H157V18H158V20H159V17H164L163 18V20H165L167 17L166 16H168V18L171 16L170 14L171 13H173V15H172V18L167 22V24H165V21H162L161 19L162 18H160V22H163L165 25H167L168 27L167 28H169V31H170V29H172L173 31L175 30H178V31H182L181 33H183V30L185 29L186 30V27L188 26V25H191V28H192V34H196V37H195V42H194V40L190 37V39H192V41L195 43L194 45L195 46H197V45H199V44H204V43H206L207 42V46H208V44H209V46H210V43H213V44H215V46L218 48H220V57L218 58L214 53V55L212 56V57H210V55H212L211 53H210V55H209V53H208V51H210L211 49H209L208 51H207V49L206 50H204V52H202L203 53V55L205 54V51H207V53H208V56H207V54H206V57H204L205 59H203V60H205V62L203 61V62H198V61H196V60H194L195 59V57H194V59L193 58H191L190 57V59H188V58H184L185 60H187V63H186V65H184V62L183 63H181L182 65H183V67H182V65L180 64V63H177V65H176V63L173 65V66H171V64L172 63H174V62H172L171 61V63H169V59H167L168 60V62L166 63L165 62V60H164V63H163V66H164V70H166L165 68H169V67H171L173 70H179L182 74L181 75H183L182 77H184V78H187V79H185V82H188L189 80L190 81H195L196 80V83H197V85L196 86H198V88L200 89H198L197 87V89H198V91H200V92H198V93H200V94H198V95H200V96H202V94H204V96L205 95H209V93H211L210 92V90L212 91V90H214V89H216V90H218L217 92H218V94L217 93H215L216 92V90H214L213 92L216 94H213V96H215V98H213V97H211V96H209V98L207 97L206 98V100H205V105L206 106H211L212 104H211V100L210 101H208V99H215V101L214 102H217V101H219L220 102V104H218L217 103V106L218 105H220L221 106V109L219 110V112H218V110H217V108H216V111H215V116H214V120L213 121H211V123L213 122V123H215V124H218L219 122L221 123V120H222V122H224L223 120H226L227 118V116L224 114V112L225 111H227V110H224V108L223 107H225V105L227 106V103H230V101L232 100V98L233 99H235L234 100V102L235 103H238L239 104V101L242 103L241 105L243 106V102L245 103L246 102V106H247V101H249L250 102V100H249V98L251 99V98H253V97H248L247 95H250V93H253V92H250V91H252L253 89H254V87L257 85V83L259 82V83H262V82H260V80H258V78H261V80H263L262 79V77H258L257 78V75L258 74H256V72H254L255 74V76H253L252 75V72L251 71H253L254 69L255 70H259V68H255V66L257 65V64H259V65H261V62H262V65H261V67L263 66V63H264V58H261L260 59V57H259V54H262V53H264L263 52V50L262 49H264V0H210V2H209V0L206 2L205 0V2L203 3V1L202 0H144V2H143V0H141V1H139L141 4H142V2L144 3V4H140V6H136V4L138 3L137 1L138 0H122ZM182 2V4H181V10H177L176 12H178V11H180V12H178L176 15H177V17H175L176 15H174V12H171L170 10V7L172 8V6L171 5H173L175 2ZM200 1H202V3L204 4V5H200L201 4V2ZM44 2H47L46 4L44 3ZM89 2H91V1H89ZM95 2H97V1H94V3ZM117 2V3H118ZM54 3H57V2H54ZM57 3V4H58ZM200 3V4H199ZM89 4V3H88ZM91 4V3H90ZM92 4H93V2H92ZM90 5V6H93V5ZM95 4V5H96ZM115 4H114V7H115ZM121 5L120 6H122V2L120 3ZM200 6H199V5ZM50 4H48V6H49ZM51 5H53V4H51ZM110 5L111 4H109V7H110ZM54 6V5H53ZM59 6V4H58V8L60 7ZM86 6V5H85ZM88 6V5H87ZM86 6V7H87ZM116 6V7H117ZM46 7V9L48 8L47 7V5L45 6ZM55 9H56V4H55ZM94 7H92V9L94 8ZM112 7H113V5H112ZM116 7L114 8V9H116ZM24 8H27L28 10H26L24 13H22L23 12V9ZM53 8V7H52ZM90 8V7H89ZM50 9V8H49ZM91 9V8H90ZM109 9V8H108ZM111 9V8H110ZM113 9V8H112ZM123 9H124V11H123ZM53 10H54V8H53ZM58 10V9H57ZM57 10H55V12L57 11ZM85 10V11H84ZM87 11H88V7H87ZM91 11V10H90ZM115 11V10H114ZM168 11H170V13L168 12ZM51 12H52V10H51ZM54 12V11H53ZM93 12V11H92ZM101 12V11H100ZM99 12V13H100ZM105 12H108V11H105ZM104 11H103V13H105ZM167 12H168V15H166L167 14ZM27 13V14H26ZM49 13V14H48ZM57 14L59 13L60 14V12H56ZM87 13V12H86ZM91 15H92V13L91 12H89ZM98 13V14H99ZM117 13H119V12H117ZM43 14H44V16H43ZM98 14H97V17H98ZM107 14V13H106ZM108 14H109V12H108ZM52 15H54L53 13H52ZM68 14H67V16H69ZM161 15H163V16H161ZM166 15V16H165ZM43 16V17H42ZM56 16V15H55ZM58 16V15H57ZM61 15H59L58 17H60ZM64 16V15H63ZM94 16V15H93ZM102 17H103V15H101ZM58 17H56V18H58ZM65 17H66V15H65ZM88 18L90 17L89 15L87 16ZM92 17V16H91ZM96 17V14H95V16L93 17V18H95ZM147 17H150L149 15L147 16ZM190 19V21H188V24H186L187 22H184L185 20L184 19ZM47 19V18H46ZM54 20H55V18H53ZM60 19V18H59ZM61 19H63V17L61 18ZM60 19V20H61ZM66 19V18H65ZM74 19H77V20H75L74 21ZM92 19V18H91ZM96 19V18H95ZM186 19V20H187ZM51 21H52V18L50 19ZM50 20H48V22L50 21ZM64 20V19H63ZM66 20H70V18L68 19H66ZM81 20H85L84 18L83 19H81ZM80 20V21H81ZM88 21H89V19H87ZM142 20V21H141ZM144 20V21H143ZM157 20V22L159 23V21ZM167 20V19H166ZM11 21V22H10ZM91 21H93V20H91ZM43 22H47V20H45V21H43ZM43 22H42V24H43ZM54 22V21H53ZM56 22H57V20H56ZM55 22V23H56ZM60 22V21H59ZM59 22L58 23H56V24H59ZM63 22V21H62ZM65 23L63 24V25H65L66 24V21H64ZM72 22V23H73ZM84 22H86V20L85 21H83V23ZM108 22H110V20L108 21ZM151 23H150V25L152 24V23H155V22H153V21H150ZM189 22L191 23V24H189ZM12 23V24H11ZM13 23H16L18 26H15V27H13ZM19 23V24H18ZM54 23V24H55ZM61 23V22H60ZM82 23V24H83ZM111 23V22H110ZM158 23H156V24H158ZM185 23V24H184ZM41 24V25H42ZM74 24V23H73ZM77 23H75V25H76ZM79 24V23H78ZM77 24V25H78ZM81 24V23H80ZM79 24V25H80ZM90 23H85L83 26H85V27H87L86 25H89ZM109 24V23H108ZM156 24H155V27H156ZM160 24V23H159ZM159 24H158V28L161 26H159ZM11 25H12V27H11ZM38 25H40L39 23H38ZM38 25H37V28H38ZM61 25H62V23H61ZM72 25V24H71ZM75 25H73V26H75ZM78 25V26H79ZM153 26V30L148 34L149 35V39H148V43L150 44V43H153V41H155L154 39L155 38H158V36L160 35L159 34V29L157 28L156 30H154L155 29V27H154V24H152ZM165 25H163V27H165ZM46 26V25H45ZM47 26H49V24L47 25ZM110 26V25H109ZM108 26V27H109ZM147 26V27H146ZM34 27V28H33ZM54 27H56V25L54 26ZM64 27V26H63ZM76 27V26H75ZM80 27V26H79ZM82 27V26H81ZM111 27V26H110ZM162 27V26H161ZM161 27H160V31H161ZM162 27V28H163ZM190 27V26H189ZM33 28V29H32ZM44 28V27H43ZM42 28V29H43ZM56 28H58V30H59V28H60V26L59 27H56ZM62 28V27H61ZM71 28H72V26H71ZM29 29V30H28ZM45 29V28H44ZM64 29H61V30H64ZM74 29V28H73ZM149 29H152L151 27L149 28ZM194 29H195V31H194ZM262 29H263V34H262ZM51 30H53V31H51ZM61 30H60V32H61ZM76 30V29H75ZM74 30V31H75ZM110 30V28L108 29V31ZM120 30L118 31V29L116 30L117 32H119L120 33ZM27 31H26V33H27ZM34 31V30H33ZM43 30H41V32H42ZM164 31H166V27H165V30ZM163 31V32H164ZM174 31V32H175ZM177 31V32H178ZM117 32H114V33H117ZM162 32V33H163ZM171 33H172V31H170ZM173 32V33H174ZM184 32H186V31H184ZM189 32V31H188ZM196 32V33H195ZM25 33V32H24ZM34 33V32H33ZM36 33V35H37V32H35ZM34 33V34H35ZM38 33H40V32H38ZM58 33V34H57ZM62 33H64L63 31L61 32V34ZM108 33V32H107ZM112 33V32H111ZM151 33H152V36H151ZM161 33V34H162ZM167 33H168V31H167ZM170 33V34H171ZM179 33V32H178ZM187 33V32H186ZM185 33V34H186ZM190 32L189 33H187V36H188V34H191ZM41 34V33H40ZM40 34H38L39 36H40ZM84 34V33H83ZM82 34V35H83ZM110 34V31H109V33H108V35ZM145 34V33H144ZM144 34H143V36H144ZM146 34H147V31H146ZM165 34H166V32H165ZM169 34V33H168ZM168 34H166L167 35V39L166 40H168L169 38H168ZM170 34H169V37H170ZM175 35L177 34L176 32L174 33ZM71 35V37H68V36H70ZM79 34H77V36H78ZM108 35H107V37H108ZM113 35V34H112ZM165 35V36H166ZM173 35V34H172ZM171 35V36H172ZM175 35H173V38H174V36ZM181 35V34H180ZM35 36V35H34ZM67 36V37H66ZM73 36H75V35H73ZM77 36H76V38H77ZM109 36H111V35H109ZM131 36V37H130ZM141 36V35H140ZM151 36V37H150ZM178 37H175L176 39L177 38H181L179 35H177ZM195 36V35H194ZM193 36V37H194ZM36 37V36H35ZM47 37V38H46ZM50 37V36H49ZM78 37H80L79 39L81 40L82 38H81V36H78ZM82 37H84V35L82 36ZM106 37V35H105V38H107ZM162 37H163V35H162ZM186 37V36H185ZM184 36H183V39L185 38ZM109 38V37H108ZM110 38H109V40H110ZM161 37L159 36V39H160ZM170 38H172V37H170ZM189 38V37H188ZM261 38V39H260ZM41 39V40H40ZM49 39V38H48ZM56 39V40H57ZM78 39V38H77ZM84 39V38H83ZM82 39V40H83ZM101 39H103V38H101ZM100 39V40H101ZM176 39H174V41L176 40ZM143 40H144V37H143ZM145 40H146V38H145ZM156 40H158V39H156ZM165 40V41H166ZM180 40V39H179ZM185 40H187V39H185ZM185 40H184V42H185ZM47 41V40H46ZM45 41V44L46 43H48V42H46ZM51 41H49V42H51ZM58 41V40H57ZM63 41H66V42H63ZM73 41V40H72ZM71 41V42H72ZM79 41V40H78ZM105 41V40H104ZM104 41H102V42H104ZM161 41V40H160ZM164 41V42H165ZM169 42L171 41V40H168ZM173 41V40H172ZM174 41H173V43H174ZM181 41H182V39H181ZM42 42V43H43ZM74 42V41H73ZM81 42H83V41H81ZM81 42H79V43H81ZM114 42V43H115ZM162 42V41H161ZM178 42V41H177ZM184 42H182V43H184ZM187 42V41H186ZM101 43V42H100ZM109 43V42H108ZM114 43H113V45H114ZM155 43V42H154ZM159 43V42H158ZM167 43L168 42H166V45H167ZM182 43H180V44H182ZM64 44H62L64 47H65V45L66 44H69V43H66L65 45ZM74 44H75V42H74ZM102 44V43H101ZM110 44H111V42H110ZM110 44H108V45H110ZM145 44H147V42L145 43ZM162 44V43H161ZM165 44V43H164ZM163 44V46H165ZM176 44V43H175ZM185 44V43H184ZM186 44H188L187 46H189V43H186ZM191 44V43H190ZM197 44V45H196ZM212 44V45H213ZM233 44H235L232 48H234L235 47V49H230V47L233 45ZM19 45H20V43H19ZM44 44H42V46H43ZM47 45V44H46ZM46 45H44L45 47H46ZM48 45H50V43L48 44ZM47 45V46H48ZM61 45V46H62ZM80 46H81V44H79ZM79 45H76V48L74 47V50L75 49H80V48H77ZM103 45V44H102ZM101 45V46H102ZM106 45H107V40H106V44H105V47L104 48H106L107 49V47H106ZM112 45V44H111ZM110 45V46H111ZM155 45V44H154ZM157 45V44H156ZM179 44H177V46H178ZM206 45V44H205ZM205 45H203L202 47L204 48V46ZM211 45V46H212ZM25 46H26V44H25ZM62 46V47H63ZM67 46V45H66ZM69 46H70V48L71 47H73V46H71V43L69 44ZM68 46V47H69ZM100 46V47H101ZM116 43H115V45H114V47H115V49H116ZM153 46V45H152ZM159 46H162V45H159ZM180 46H182V45H180ZM210 46V47H211ZM215 46H212L213 47V49L215 48ZM18 47V46H17ZM21 47H23V45H21ZM28 47V46H27ZM31 47V46H30ZM50 47V46H49ZM60 47V46H59ZM61 47V48H62ZM102 47V48H103ZM112 47V46H111ZM118 47V46H117ZM118 47V48H119ZM190 48H191V46H189ZM201 47V48H202ZM70 48H68V50H70ZM129 48V49H130ZM154 48H155V46H154ZM154 48H152V50L154 49ZM207 48V47H206ZM218 48V49H219ZM110 49V48H109ZM112 50H113V48H111ZM111 49H110V52H111ZM218 49H216L215 48V50H218ZM15 50V49H14ZM64 50V49H63ZM66 50V49H65ZM117 50V52L119 53V52H121V49H120V51H118V49H116ZM128 50V49H127ZM127 50H124L123 49V52H126ZM133 50V49H132ZM131 50V51H132ZM141 50V52L144 50V49H140ZM147 50V49H146ZM148 50H151V48L150 49H148ZM147 50V51H148ZM179 50H180V48H179ZM186 50L188 51V49L186 48ZM190 50V49H189ZM215 50H213V51H215ZM262 50V53H260V51ZM1 51V53H3V51L2 50H0ZM101 52H102V50H100ZM139 50H137V52H138ZM146 51V52H147ZM181 51H183V49L181 50ZM185 51V50H184ZM190 51H192V50H190ZM190 51H189V53H190ZM194 51V50H193ZM196 51V50H195ZM201 51V50H200ZM212 51V52H213ZM232 51H234V53L231 55L230 54V52H232ZM100 52V53H101ZM104 52V51H103ZM115 52V51H114ZM116 52V53H117ZM123 52H121V53H123ZM130 51H128V53H129ZM136 52V53H137ZM140 52V51H139ZM154 52H156V50L154 51ZM198 52V51H197ZM216 52V51H215ZM1 53H0V55H1ZM25 53V52H24ZM76 53H78L79 54V51H77L76 50ZM76 53L74 54V55H76ZM113 53V52H112ZM127 53V52H126ZM144 53V51L142 52V54ZM150 52H148L147 54H149ZM180 53V52H179ZM195 53V52H194ZM217 53V52H216ZM227 53H229L230 55H227ZM259 53V54H258ZM22 54H23V52H22ZM77 54V55H78ZM104 54V53H103ZM131 54H133V52H131ZM141 54V55H142ZM144 54H146V53H144ZM154 54V53H153ZM157 55H159L158 53H156ZM156 54L154 55V57L156 56ZM178 54V53H177ZM186 54V53H185ZM196 54V53H195ZM194 54V56H196L197 57V55H195ZM198 54V53H197ZM219 54V53H218ZM3 56H4V58H5V55H6V53H3L2 54ZM24 56V58H25V54H23ZM73 55V56H74ZM76 55V56H77ZM80 55V54H79ZM126 55H128V54H126ZM151 55V56H150ZM149 55V58H147L149 61H147L146 60V57H145V55H144V57H145V61H147V63H151L152 64V62L153 63H155V62H157V61H155L154 62V57H153V55L152 54H150ZM166 56H168V54H165ZM181 55V54H180ZM190 55V54H189ZM192 55V54H191ZM235 55V56H234ZM263 55V54H262ZM9 56V55H8ZM10 56H11V54H10ZM16 56H17V54H16ZM27 56H26V59L27 60H29L28 58H27ZM72 55H70V57H71ZM106 56V55H105ZM125 56V55H124ZM131 56H134V55H131ZM137 54L135 55V57L137 58ZM140 56V55H139ZM175 56H176V54H175ZM183 56H185L184 55V53H183ZM214 56H216L217 58H214ZM2 57V56H1ZM1 57H0V60H1ZM18 57V59L19 60H21L19 57H20V55L19 56H17ZM22 57V59L24 60V58ZM30 57V56H29ZM65 57V56H64ZM69 57V56H68ZM75 57V56H74ZM101 57H104V56H101ZM107 57H109V55L107 56ZM126 57V59H127V56H125ZM128 57H129V55H128ZM134 57V58H135ZM148 57V56H147ZM161 57V56H160ZM172 57V56H171ZM171 57H169L168 56V58H171ZM178 58H179V55L177 56ZM181 57V56H180ZM186 57H188V54H187V56ZM203 57V56H202ZM237 57H239V58H241V59H239V58H237ZM262 57H264V55L262 56ZM7 58H9L10 59V57H7ZM14 59V57L12 56L11 57V59ZM33 58H34V60H33ZM131 58V57H130ZM130 58H129V60H130ZM134 58H131L132 59V61H127V60H125V61H127V62H130L131 64H128V65H135V60H133ZM139 58V57H138ZM183 58V57H182ZM198 58V57H197ZM237 58V59H236ZM3 59V58H2ZM13 59H12V61H13ZM17 59V58H16ZM18 59L16 60V61H18ZM25 59V60H26ZM71 59V58H70ZM105 59V58H104ZM103 59V60H104ZM110 59V58H109ZM142 59V58H141ZM162 59V58H161ZM174 59V58H173ZM177 59V58H176ZM175 59V61H177ZM239 59V61H243L244 62V64L245 65H242V63L241 62H239V61H237V63L239 62V63H241L240 65H242V67L241 68H243V70L245 71V72H247L246 71V69H249V68H251V71H248L247 73H250L251 72V80H252V78L253 77H255V84L254 83H251L250 82V80H249V78H247L246 76H248V74L246 75V73H244V72H242L243 74H241L240 72H237L236 70H234V65H236L235 64V60H238ZM4 60V59H3ZM3 60H2V62H3ZM72 62L71 63H73L74 62V59H73V57H72ZM76 60V59H75ZM122 60V59H121ZM120 60V61H121ZM156 60V59H155ZM170 60H172V59H170ZM185 60H183V61H185ZM9 61L10 60H8L7 59V62L9 63ZM12 61H10V62H12ZM65 61V60H64ZM66 61H68L67 59H66ZM114 61V60H113ZM117 62L119 61V59H117L116 60ZM116 61L114 62V65H115V63H116ZM140 61V60H139ZM139 61H138V63H139ZM144 61V60H143ZM158 61H161L160 59L158 60ZM179 61V60H178ZM177 61V62H178ZM6 62V61H5ZM6 62V63H7ZM14 62V61H13ZM13 62L11 63V66L13 65ZM21 62V61H20ZM75 62H77V61H75ZM108 62H109V60H108ZM111 62V61H110ZM141 62V61H140ZM5 63V64H6ZM18 63H19V61H18ZM23 62H21V64H22ZM25 63V62H24ZM27 63V62H26ZM69 63H70V61H68V65H69ZM70 63V64H71ZM105 63H106V59H105ZM113 63V62H112ZM120 63H122V62H120ZM137 63V64H138ZM146 63V64H147ZM162 63V62H161ZM1 64H3L4 65V62L3 63H1ZM16 64V66H17V62L15 63ZM14 64V65H15ZM29 64V63H28ZM60 64H62V61L60 62ZM66 64V63H65ZM106 64H108V63H106ZM110 64V63H109ZM109 64H108V66H109ZM148 64V65H149ZM179 64L181 65V69H180V67H178L179 66ZM3 65H1V66H3ZM72 65V64H71ZM76 66H77V64H75ZM112 65V64H111ZM121 66H122V69L123 70H125L124 68L125 67H127V65L125 64H123L124 65V67H123V65L122 64H120ZM119 65V67H121ZM154 65V64H153ZM175 65H176V67H175ZM247 65H248V67H247ZM250 65H253L252 67H250ZM0 66V75H2L3 77H4V80H6L7 81V83L8 82H13V84H15V83H17V79H19V78H21L22 79V77L24 76V78L26 79V76H25V73L27 72L26 70H27V68H25V67H21L18 71H17V73H15V75H11V72L12 71H10V65H5V66H3V67H1ZM21 66V65H20ZM23 66V65H22ZM25 66V65H24ZM26 66H28V65H26ZM64 66V65H63ZM70 66V65H69ZM76 66H74V68L76 67ZM116 67H117V63H116V65H115ZM114 66V67H115ZM131 66V67H132ZM138 66L139 65H137V68H138ZM150 66H152V65H150ZM161 66V65H160ZM163 66H162V69H163ZM237 66V65H236ZM58 67H59V65H58ZM73 67V66H72ZM78 67V66H77ZM112 66H110V68H111ZM114 67H112L111 69H113L112 71H110V73H109V77H110V74H112V73H114ZM130 67V68H131ZM135 67H136V65L134 66V69H135ZM155 67H156V64H155ZM157 67H159V64H158V66ZM156 67V68H157ZM239 67V68H240ZM145 68V67H144ZM150 67H147V69H149ZM152 68V67H151ZM154 68V67H153ZM156 68H155V70H156ZM177 68V69H176ZM264 68V67H263ZM262 68V69H263ZM28 69H30L29 68V66H28ZM33 69V70H34ZM68 69H70V68H68ZM76 69V68H75ZM119 71H120V69L119 68H117ZM117 69H115V70H117ZM122 69H121V71H120V73L122 72L123 73V71H122ZM128 69H129V67H128ZM146 69V70H147ZM158 69H161V68H158ZM171 69V70H172ZM253 69V70H252ZM17 69H15V71H16ZM33 70H31V71H33ZM71 70H72V68H71ZM71 70L69 71V72H71ZM77 70V69H76ZM127 70V69H126ZM129 70H131V72L133 71L132 69H129ZM140 70V69H139ZM142 70H143V68H142ZM142 70H141V72H142ZM145 70V69H144ZM145 70V71H146ZM151 70H153V69H150V71ZM163 70V71H164ZM242 70V69H241ZM242 70V71H243ZM261 70V69H260ZM264 70V69H263ZM30 70H29V72H31ZM35 71V70H34ZM46 70H44V72H45ZM48 71V72H49ZM58 71V70H57ZM56 71V72H57ZM65 71H66V69H65ZM73 71H75V70H73ZM73 71L71 72L72 73V75H73ZM78 71V70H77ZM77 71H75V72H77ZM118 71V72H119ZM148 72H149V70H147ZM158 71V70H157ZM44 72H42V73H44ZM50 72H52V71H50ZM54 72V71H53ZM52 72V73H53ZM112 72V73H111ZM130 72V73H131ZM134 72L135 71H133L132 72V75L134 74ZM140 72V71H139ZM147 72V73H148ZM159 72H160V70H159ZM166 72H167V70H166ZM169 72H170V69H169ZM180 72H176V74L177 73H180ZM235 72H237V73H240V74H236ZM13 73H14V70H13ZM32 73V72H31ZM30 73V74H31ZM36 73V72H35ZM34 73V74H35ZM41 73V72H40ZM58 73H60L61 74V71H59ZM58 73H55L56 74V76H58L57 74ZM62 73H63V71H62ZM125 73V72H124ZM127 73H128V70H127ZM127 73H125L123 76H125L124 78H133L134 79V76H136V73H135V75L134 76H132L131 77V75H130V77L128 76V74ZM168 73V72H167ZM173 73V72H172ZM259 73V72H258ZM261 73V72H260ZM262 73H264V72H262ZM262 73L260 74V76H262ZM29 74V75H30ZM33 73H32V75H34ZM36 74V75H37ZM46 74V76H47V72L45 73ZM55 74H51V76L52 75H55ZM70 74V73H69ZM137 74H139L138 73V71H137ZM142 74H144V71H143V73H141V75H139V76H142ZM150 74V73H149ZM161 74H163L162 72H161ZM171 74V73H170ZM170 74H169V76H170ZM175 74V73H174ZM173 74V75H174ZM175 74V75H176ZM245 74V75H244ZM27 75V74H26ZM49 75H50V73H49ZM61 75H63V74H61ZM71 75V76H72ZM74 75L76 76V73H74ZM115 75H118V73H116V71H115ZM126 75L128 76V77H126ZM147 75V74H146ZM164 75H166V73L164 74ZM163 75V76H164ZM180 75V76H181ZM28 76V75H27ZM39 76H40V74H39ZM39 76H34V78L33 79H36L37 78V81H38V79H40L39 78ZM42 76V75H41ZM40 76V77H41ZM44 76V75H43ZM45 76V77H46ZM50 76V77H51ZM64 76V75H63ZM62 76V77H63ZM112 76H114V75H111V77ZM148 76V75H147ZM163 76H161L162 78H163ZM168 76V75H167ZM264 76V75H263ZM1 77V76H0ZM2 77V78H3ZM30 78L32 77L31 75L29 76ZM28 77V78H29ZM36 77V78H35ZM54 77V76H53ZM52 77V78H53ZM65 77V76H64ZM74 77V76H73ZM138 77V76H137ZM150 77H151V75H150ZM160 77V78H161ZM179 77V76H178ZM177 77V79L180 81V78H182V77H180V78H178ZM246 77V78H245ZM44 78V77H43ZM46 78H48V77H46ZM55 78V77H54ZM53 78V79H54ZM57 78H60L59 76L57 77ZM70 78V77H69ZM114 78H116V77H114ZM117 78H119V77H117ZM116 78V79H117ZM139 78H141V77H139ZM142 78H143V76H142ZM170 78V77H169ZM33 79H28V80H26L25 81V84L24 85H22V86H24V88H22V86H21V88H19L18 89V83H17V85H14L15 87H17V90L15 91L14 90V96H15V94H17L18 93V95L20 94L21 95V91H25V89L26 90H28V89H30L32 86H34L33 88H36L35 86H36V84L37 85H39V87H37V88H39L40 89V91L42 90L43 91V89H45V90H47L48 89V84L46 85L45 84V82L41 79L40 80V84H38L37 83V81H35L34 82V80ZM53 79H51L52 81H53ZM61 79V78H60ZM64 79V78H63ZM67 79V78H66ZM115 79V80H116ZM120 79V78H119ZM136 79V78H135ZM138 79V78H137ZM165 79V78H164ZM167 79V78H166ZM166 79H165V81H166ZM175 79H176V76H175ZM175 79H173V80H175ZM189 79V80H188ZM227 79H228V81H230V83L228 84V82H227ZM246 79V80H245ZM1 80H3V79H1ZM14 80L16 81V82H14ZM57 80V79H56ZM59 80V79H58ZM89 80V79H88ZM91 80V79H90ZM111 80V78L109 79V81ZM148 80V79H147ZM150 80V79H149ZM159 81L160 80H162V79H158ZM157 80V82L158 83H156V82H154V80H153V82H154V84L156 83V84H158V86H159V84L161 85L162 83H159V81ZM172 80V79H171ZM170 80V81H171ZM182 80H183V78H182ZM181 80V81H182ZM187 80V81H186ZM238 80V81H237ZM241 80H245V81H241ZM20 81V80H19ZM21 81H23V80H21ZM51 81V82H52ZM55 81V80H54ZM74 81V80H73ZM82 81V80H81ZM86 80H84V81H82V83L83 82H85ZM92 81V80H91ZM90 81V82H91ZM117 81V83H118V81L119 80H116ZM125 81H128V80H125ZM136 81V80H135ZM134 81V82H135ZM137 81H139V82H141L142 81V79L141 80H137ZM136 81V82H137ZM143 81H144V79H143ZM142 81V82H143ZM164 81V80H163ZM169 81V80H168ZM169 81V82H170ZM180 81V82H181ZM231 81H234L233 82V84L231 85ZM253 81V80H252ZM24 82V81H23ZM33 82H34V84H33ZM39 82V81H38ZM42 82V83H41ZM47 82V81H46ZM56 82V81H55ZM59 82V81H58ZM62 82H65V80L63 81L62 80ZM62 82H61V84H62ZM87 82H89V81H87ZM86 82V84H88ZM133 82V83H134ZM144 82H147V81H144ZM151 82V81H150ZM161 82V81H160ZM1 83V82H0ZM9 83V84H10ZM52 83H54V82H52ZM52 83L49 85V86H51L52 85ZM57 83V82H56ZM56 83H54V85L56 84ZM75 83V82H74ZM111 83H113V80H112V82ZM121 83V82H120ZM120 83H119V87H120ZM122 83H124V82H122ZM122 83H121V85H122ZM164 83H168L167 81L166 82H164ZM175 83V82H174ZM183 83V82H182ZM181 83V84H182ZM12 84V83H11ZM10 84V85H11ZM61 84H57L58 86H60ZM76 84V83H75ZM78 84H80L81 85V83H80V81L78 82ZM83 84H85V83H83ZM83 84L81 85V86H83ZM110 84V83H109ZM108 84V85H109ZM114 84H115V82H114ZM132 84V83H131ZM140 85H142V84H144V83H139ZM152 85V86H154V87H156V84L155 85ZM171 84H173V83H171ZM185 85L186 84H188V83H184ZM189 84H191L190 82H189ZM189 84L187 85V86H189ZM0 85H3V83L2 84H0ZM4 85H5V83H4ZM71 85V84H70ZM72 85H73V82H72ZM126 85H128L127 83H126ZM136 84L134 83V85L133 86H135ZM145 85V84H144ZM163 85V84H162ZM167 85V84H166ZM165 85V86H166ZM176 85V84H175ZM180 85V84H179ZM178 85V86H179ZM191 85H194V83L193 84H191ZM190 85V86H191ZM194 85V86H195ZM255 85V86H254ZM12 86V85H11ZM92 86V84H90V86H88V87H91ZM110 86V85H109ZM113 86H115V85H113ZM130 86V85H129ZM132 86V85H131ZM131 86L129 87V88H131ZM170 86V85H169ZM169 86H166V87H169ZM174 86V85H173ZM181 86V85H180ZM188 87V88H190V89H192L193 87ZM258 86H259V89H260V84H258ZM4 87H6V86H4ZM3 87V88H4ZM7 87H9V86H7ZM20 87V86H19ZM64 87V86H63ZM66 87V86H65ZM69 87V86H68ZM108 87V86H107ZM111 87H112V85H111ZM136 87H138L137 85H136ZM139 87H142V86H139ZM138 87V88H139ZM161 87V86H160ZM159 87V88H160ZM171 87V86H170ZM174 87H176V86H174ZM262 87H263V85L261 86V89H262ZM2 88V87H1ZM12 89H13V87H11ZM9 89V91L10 90H12V89ZM36 88V89H37ZM58 88V87H57ZM60 89H61V87H59ZM72 88V87H71ZM74 88H75V86H74ZM76 88H77V86H76ZM86 89V85H85V87L83 86V89ZM159 88H158V90H159ZM164 88V87H163ZM179 88V87H178ZM178 88H177V90H178ZM256 88V87H255ZM7 89V88H6ZM35 89V90H36ZM53 89H54V86H53ZM63 89V88H62ZM83 89H81V90H83ZM84 89V90H85ZM108 89H110V88H108ZM114 89V88H113ZM123 89V87H121V89H120V91H118V92H120V93H122L121 91H123V93H124V91L126 92L127 91V88H126V90L124 89V90H122ZM141 89H143V88H140L139 90L141 91ZM161 89V88H160ZM174 89V88H173ZM173 89H171V90H173ZM187 89V88H186ZM196 89V90H197ZM257 90H258V88H256ZM3 90V89H2ZM5 90V89H4ZM32 90H34V89H32ZM32 90H30V91H32ZM55 90H56V87H55ZM59 90V89H58ZM64 90V89H63ZM65 90H68V88L67 89H65ZM64 90V91H65ZM72 90H74L73 92H75V89H72ZM84 90L82 91V94H83V92H84ZM115 90V89H114ZM117 90H119V89H117ZM116 90V91H117ZM129 90V89H128ZM156 90V89H155ZM156 91V93L157 92H159V91ZM175 90V89H174ZM173 90V91H174ZM187 90H189V89H187ZM264 90V89H263ZM1 91V90H0ZM29 91V90H28ZM27 91V92H28ZM40 91L38 92V91H36V92H38L36 95H38L39 93H40ZM41 91V92H42ZM48 91H50V90H48ZM54 91V90H53ZM60 92L62 91V90H59ZM63 91V92H64ZM78 91V90H77ZM77 91H76V94L74 93L73 95L75 96V95H77ZM107 91V90H106ZM106 91H104V92H106ZM111 91V90H110ZM109 90L107 91V93L108 92H110ZM130 91V94H132V92H133V89H132V92H131V90H129ZM128 91V92H129ZM165 91V90H164ZM166 91H167V89H166ZM173 91H171V93L173 92ZM254 91H255V89H254ZM260 90H258V92H259ZM10 92H12V91H10ZM21 92V93H20ZM33 92H35V91H33ZM29 93V96H30V94H32L31 96H32V98L30 99V100H32L33 99V95L35 96V94L34 93ZM45 93H46V91H44ZM58 91L56 90V93H57ZM60 92L58 93V94H60ZM72 92V91H71ZM103 92V93H104ZM137 92H139L138 90H137ZM153 92V91H152ZM155 92V91H154ZM177 92V91H176ZM191 92V91H190ZM197 92L195 91V93L197 94ZM256 92V91H255ZM261 92H263L262 90H261ZM4 93V92H3ZM48 93H52V92H48ZM55 93V92H54ZM54 93H53V95H54ZM92 93V92H91ZM91 93H90V95H91ZM122 93V94H123ZM133 93H136L135 91L133 92ZM156 93H155V95H156ZM162 92L160 91V94H161ZM163 93H165V92H163ZM166 93H168V91L166 92ZM194 93V94H195ZM6 94V93H5ZM7 94H9V92L7 93ZM12 95H13V93H11ZM65 94V93H64ZM63 93H61V95L63 96L64 95ZM66 94H69V93H67L66 92ZM66 94H65V96H66ZM87 94V93H86ZM88 94H89V92H88ZM93 94V93H92ZM119 94V93H118ZM126 94H127V92H126ZM139 94H141V93H139ZM138 94V95H139ZM174 94V93H173ZM195 94V95H196ZM212 94V93H211ZM210 94V95H211ZM253 94H255V93H253ZM1 96H0V99L2 100V98H3V94H0ZM23 95V94H22ZM22 95H21V97H22ZM28 95V94H27ZM46 95V94H45ZM48 95V97H51L52 98V96L51 95H49V94H47ZM47 95L45 96V97H47ZM55 95H57V94H55ZM54 95V96H55ZM103 95V97L105 96L106 97V95H109V94H106L105 93V95L104 94H102ZM101 95V96H102ZM137 95V94H136ZM167 95V94H166ZM171 95V94H170ZM252 95V94H251ZM263 95V94H262ZM262 95H260V97H258V96H256V95H254V96H256L255 97V99H253L252 101V104H253V106H250V104H251V102L249 103L248 102V105L250 106V109H254L255 107H257L256 105H259L260 104V102H262L261 101V96ZM23 96H26V94H24ZM30 96V97H31ZM72 96V95H71ZM85 96V95H84ZM111 96V95H110ZM121 96V95H120ZM133 96H134V94H133ZM168 97H169V95H167ZM197 96V95H196ZM264 96V95H263ZM262 96V97H263ZM6 96H4V98L3 99H6L5 98ZM10 97H12L11 95H10ZM20 97V98H21ZM45 97H42V96H39V99H38V96L36 97L37 98V100H35V101H40L39 103L41 104L42 102H44L43 100H40V98H45ZM59 97H61L60 95H59ZM58 97V95H57V97L56 98H59ZM67 97V96H66ZM73 97V96H72ZM72 97H70V98H72ZM79 97V96H78ZM112 98H113V96H111ZM116 97V96H115ZM117 97H119V95L117 96ZM121 97H123V98H125V94H124V96H121ZM135 97V96H134ZM137 97V96H136ZM135 97V98H136ZM160 97H161V95H160ZM164 97V96H163ZM172 97H173V95H172ZM171 97V98H172ZM192 97V96H191ZM199 97V96H198ZM198 97H196V98H198ZM247 97H248V99H247ZM13 98V100L15 99V97H12ZM18 98V97H17ZM35 98V99H36ZM75 98V97H74ZM80 98V97H79ZM78 98V99H79ZM102 98V97H101ZM100 98V99H101ZM108 98H110V97H108ZM111 98V99H112ZM120 98V97H119ZM126 98L128 99V96H126ZM132 98L133 97H131L130 99H131V101H133L132 100ZM167 97H165V99H166ZM194 98V97H193ZM247 99V101L246 100H244V99ZM9 100H10V98H8ZM19 99V98H18ZM53 99H55V98H53ZM65 99V98H64ZM77 99V98H76ZM111 99H109V101H111ZM127 99H125V100H127ZM156 99H158V98H156ZM168 99V98H167ZM166 99V100H167ZM200 99H205V98H203V97H201ZM1 100H0V102H1ZM12 100V99H11ZM10 100V101H11ZM26 100H27V98H26ZM25 100V101H26ZM29 100V99H28ZM34 100V99H33ZM47 100H48V98H47ZM59 100H60V98H59ZM62 100V99H61ZM60 100V102L63 104V103H65V101H61ZM103 100V99H102ZM106 100H108L107 98H106ZM119 101L121 100V99H118ZM118 100H116V101H118ZM122 100H124V99H122ZM125 100H124V103H125ZM139 100H140V98H139ZM159 100H160V98H159ZM169 100H170V98H169ZM194 100H197V99H193V101ZM244 100V101H243ZM4 101V100H3ZM5 101H7V100H5ZM16 101V100H15ZM25 101H23V103H26ZM42 101V102H41ZM50 101V100H49ZM49 101H47V102H49ZM68 101V100H67ZM66 101V102H67ZM70 101V100H69ZM68 101V102H69ZM74 100L72 99V102H73ZM76 101V100H75ZM74 101V102H75ZM109 101H107V103L109 102ZM129 103H130V101L129 100H127ZM141 101V100H140ZM139 101V102H140ZM164 101V100H163ZM192 101V100H191ZM198 101V100H197ZM202 101V100H201ZM201 101L199 102L198 101V104H196V102H195V104L198 106L199 105V103H201ZM237 101V102H236ZM7 102H9V101H7ZM12 102H14V101H12ZM12 102L10 103V104H12ZM32 101H30V103H31ZM45 102H46V100H45ZM53 102H55V101H53ZM52 102V103H53ZM56 102H57V100H56ZM71 102V101H70ZM73 102V103H74ZM115 102V101H114ZM136 102H137V100H136ZM162 102V101H161ZM160 101H159V103H161ZM194 102H191L192 103V105L193 106H195L194 105ZM203 102V101H202ZM263 102H264V100H263ZM262 102V103H263ZM17 103V101L15 102V104ZM19 103V102H18ZM51 103V102H50ZM50 103H48V105L50 104ZM51 103V104H52ZM59 103V102H58ZM57 103V104H58ZM76 103V102H75ZM113 103V102H112ZM118 103H121V102H118ZM164 103H165V101H164ZM234 103V104H235ZM262 103H261V108H263V105H264V103H263V105H262ZM2 104H3V102H2ZM0 104L1 106L0 107H6V102H5V104ZM8 104V103H7ZM20 104H22V102L20 103ZM27 104L28 105H31V104H29V102L27 101ZM36 104H38L37 102H36ZM43 104V103H42ZM41 104V105H42ZM47 104V103H46ZM54 104V103H53ZM51 105L52 107H54V105ZM67 104V103H66ZM66 104L64 105V106H66ZM70 103H68V105H69ZM109 104H111V102H109ZM126 104V103H125ZM136 104V103H135ZM140 104V103H139ZM139 104H138V106H139ZM162 104V103H161ZM167 104V103H166ZM185 104V103H184ZM184 104H183V106H184ZM203 104V103H202ZM231 104L233 105V102H231ZM230 104V105H231ZM251 104V105H252ZM18 106H20L19 104H17ZM16 105V106H17ZM24 105V104H23ZM27 105V106H28ZM35 105V104H34ZM55 105H56V103H55ZM74 105V104H73ZM114 105V104H113ZM127 105H132L131 103L130 104H128L127 103ZM137 105V104H136ZM162 105H164V104H162ZM162 105H161V107H162ZM186 105V104H185ZM236 105V104H235ZM240 105V104H239ZM18 106H17V108H18ZM27 106H26V109H27ZM33 106V105H32ZM36 106V105H35ZM37 106H39V104L37 105ZM37 106L35 107L36 109H37ZM50 106V105H49ZM59 106H61V105H59ZM94 106H95V104H94ZM111 106H112V104H111ZM133 106V105H132ZM165 106H167V105H165ZM164 106V107H165ZM214 106V105H213ZM236 106H238V105H236ZM242 106H238L237 108L239 109V107L240 108H246L245 107V104H244V106L242 107ZM4 107V108H5ZM8 107V106H7ZM11 107V106H10ZM14 106H12L11 107V109H14L13 108ZM24 107H25V105H24ZM73 107V106H72ZM96 107V106H95ZM116 107V106H115ZM121 107V106H120ZM127 107V106H126ZM131 107V106H130ZM129 107V108H130ZM134 107V106H133ZM164 107H163V109H164ZM199 107H201V106H199ZM204 107V106H203ZM233 107V106H232ZM235 107V106H234ZM248 107V106H247ZM252 107V108H251ZM259 107H260V105H259ZM259 107H257L258 108V110H259ZM34 108V109H35ZM38 108H40V110L41 109H43V108H45L44 106L42 107H38ZM117 108V107H116ZM135 108V110L136 111H138L136 108V106L134 107ZM133 108V109H134ZM159 108H160V106H159ZM212 108V107H211ZM214 108V107H213ZM212 108V109H213ZM228 108V107H227ZM236 108V107H235ZM234 108V109H235ZM257 108H256V110H257ZM260 108V109H261ZM11 109H8V111L9 110H11ZM25 109V108H24ZM33 109V108H32ZM35 109V110H36ZM49 110V109H51V110H54L55 111V109H56V107H54V108H45V110ZM63 109V108H62ZM62 109H60V110H62ZM93 109V108H92ZM91 109V110H92ZM118 109H120V108H118ZM118 109H116V110H118ZM123 109H124V107H123ZM127 109V108H126ZM162 109V108H161ZM160 109V110H161ZM196 109H198V108H196ZM248 109V111L250 112L251 110H249V108H247ZM4 111H5V109H3ZM14 110H16V109H14ZM22 111V109H21V107L19 108V111ZM28 110H29V108H28ZM39 109L37 110V111H40ZM44 110V109H43ZM51 110H50V114L52 115L53 113H51ZM57 110H58V107H57ZM60 110H58L59 112H60ZM125 110V109H124ZM128 110V109H127ZM131 110H132V108H131ZM198 110H200L201 111V109H198ZM240 110V109H239ZM245 113H243L242 114V112L240 113V114H242V115H244V114H246V112H247V110L245 111L244 109H242ZM255 109H254V111H256ZM263 110V109H262ZM1 111V110H0ZM19 111H15L16 113H17V116H19L20 114L19 113H21V115H22V113L23 112H19ZM24 112H25V110H23ZM33 112H34V110H32ZM53 111V112H54ZM108 111V110H107ZM119 111V110H118ZM121 111V110H120ZM126 111V110H125ZM136 111H134V112H136ZM210 111H211V109H210ZM235 111V110H234ZM236 111H238L237 109H236ZM254 111H251V112H254ZM11 112V111H10ZM19 112V113H18ZM30 111H27V113L28 114H31V113H29ZM42 111H40V113H41ZM46 112V111H45ZM104 112H106V111H104ZM104 112H102V113H104ZM131 113V114H133V116L135 115V113ZM160 112V111H159ZM198 112V111H197ZM230 112H231V110H230ZM249 112H247V114H249ZM2 113H4V112H2ZM15 113V114H16ZM35 113H36V111H35ZM56 113H57V111H56ZM94 113H96V110H95V112ZM109 113V112H108ZM111 113H113V112H111ZM116 113H117V111H116ZM119 113V112H118ZM128 113H129V110H128ZM126 114V116L127 115H129V114ZM195 113L196 112H194V115H195ZM237 113V112H236ZM239 113V112H238ZM237 113V114H238ZM259 113V112H258ZM256 114V115H254L258 120H259V118L258 117H260V119L263 117V116H258L259 114L261 115V114H263L262 112L261 113H259V114ZM11 114H12V117L14 116V112L12 113L11 112ZM11 114L9 115V118L11 117ZM19 114V115H18ZM33 114V113H32ZM31 114V115H32ZM43 114H45L44 112H43ZM50 114H48V115H50ZM60 113H58L57 114V116L59 115ZM76 113L74 112V114H73V116L75 115ZM100 114V113H99ZM98 114V115H99ZM104 114H106V113H104ZM123 114H125V113H122V114H120V115H123ZM137 114V113H136ZM192 114V113H191ZM199 114H200V112H199ZM202 114H204L203 112H202ZM201 114V115H202ZM235 114V113H234ZM246 114V115H247ZM20 115V116H21ZM27 115V114H26ZM30 115V116H31ZM35 115H37V114H35ZM46 115H47V113H46ZM47 115V116H48ZM61 115V114H60ZM90 115V114H89ZM93 115V114H92ZM92 115H90V116H92ZM101 115V114H100ZM111 115V114H110ZM193 115V116H194ZM200 115V117L202 118V116ZM206 114H204V116H205ZM214 115V114H213ZM230 115V114H229ZM236 115V114H235ZM19 116V117H20ZM23 116L24 117H26L24 114H23ZM41 116H42V114H41ZM44 116V115H43ZM43 116L41 117V118H43ZM46 116V117H47ZM53 116H54V114H53ZM52 116V117H53ZM56 116V117H57ZM90 116H88V118L90 117ZM105 116V115H104ZM108 116V115H107ZM106 116V117H107ZM113 116H114V113H113ZM131 116V115H130ZM204 116H203V118H204ZM224 116H226V117H224ZM238 116V115H237ZM237 116H236V118H237ZM248 116V115H247ZM258 116V117H257ZM11 117V118H12ZM59 117H61V116H59ZM70 118L72 117V116H69ZM102 117H103V114H102ZM118 117V114H116V118ZM134 117H136V116H134ZM195 117H197V118H199L198 117V114H197V116H194L193 118H195ZM213 117V116H212ZM231 117V116H230ZM232 117H233V115H232ZM244 117V116H243ZM242 116L240 117V118H243ZM248 117H250V116H248ZM251 117H253V116H251ZM250 117V119H252ZM21 118H22V116H21ZM28 118V117H27ZM37 118H40V116L38 117L37 116ZM45 118V117H44ZM51 118V117H50ZM54 118V117H53ZM58 118V117H57ZM64 119H65V117H63ZM62 118V119H63ZM68 118V117H67ZM70 118H68V119H70ZM74 118V117H73ZM93 118V117H92ZM121 117H119L118 119H120ZM192 118V115H190V119ZM202 118V119H203ZM207 118V117H206ZM226 118V119H225ZM228 118H229V116H228ZM238 118H239V116H238ZM240 118L239 119H237V121L238 120H240ZM8 119V118H7ZM17 119H20V118H18V117H16V120ZM32 119V118H31ZM47 119V118H46ZM63 119V120H64ZM75 119V118H74ZM90 119V118H89ZM106 119V118H105ZM115 119V118H114ZM114 119H113V122L111 123L110 122V124L112 125V124H115V121H114ZM126 119V118H125ZM125 119H123L124 121H125ZM128 119V118H127ZM126 119V120H127ZM130 119V118H129ZM200 119V118H199ZM213 119V118H212ZM234 119V118H233ZM243 119H245V118H243ZM247 119V118H246ZM255 119V118H254ZM254 119H252V120H254ZM256 119V120H257ZM264 119V118H263ZM11 120V119H10ZM21 120V119H20ZM24 120H26V119H24ZM39 120V122H41L40 121V119H38ZM37 120V121H38ZM49 120H50V122H49ZM48 120V122L51 124V122H54L55 120H53V119H49ZM52 120V121H51ZM59 120H60V118L59 119H57L56 121H58V123H59ZM62 120V121H63ZM65 120H67V119H65ZM73 120V119H72ZM71 120V121H72ZM88 120V119H87ZM91 120V119H90ZM89 120V121H90ZM112 120V119H111ZM117 120V119H116ZM132 120H134L133 118H132ZM206 120V119H205ZM208 120H209V117H208ZM208 120H207V123H208ZM211 120V119H210ZM228 120H230V119H228ZM228 120H226V121H228ZM234 120H236V119H234ZM233 120V121H234ZM4 121V120H3ZM5 121H6V124L8 123L9 124V121L8 120H6L5 119ZM8 121V122H7ZM12 121L13 122H15V118H13L12 119ZM11 121V122H12ZM18 121V120H17ZM16 121V123L18 124V122ZM28 121H29V119H28ZM62 121H60V122H62ZM123 121V122H124ZM128 121V120H127ZM194 121H196L197 123H198V121L197 120H195L194 119ZM200 121H202V120H200ZM226 121H225V123H226ZM230 121H232V118H231V120ZM244 121V120H243ZM243 121H241V122H243ZM248 121V120H247ZM250 121V120H249ZM255 121V120H254ZM254 121L253 122H251L250 121V126H253V124H251V123H254ZM262 120H259V122H261ZM11 122H10V125L11 126H13V125H15V124H11ZM12 122V123H13ZM21 122L23 123V121L21 120ZM25 122V121H24ZM64 122V121H63ZM73 122H74V120H73ZM117 123H119L118 122V120L116 121ZM122 122V123H123ZM129 122H132V121H129ZM134 122H135V120H134ZM204 122V121H203ZM203 122L201 123V124H203ZM206 122V121H205ZM229 122V121H228ZM240 121H239V123H236L235 122V124H240L241 123ZM245 122V123H244ZM243 123L246 125L247 124V122L246 121H244ZM258 122V121H257ZM68 123L69 122H67V125H68ZM71 123V122H70ZM86 123H88V122H86ZM89 123H92V121H90ZM88 123V124H89ZM109 123V122H108ZM206 123V124H207ZM212 123V124H213ZM219 123V124H220ZM256 123V122H255ZM255 123H254V126H255ZM264 123V122H263ZM0 124L2 125V122H0ZM36 124H38V122L36 123ZM43 124H45L46 125V121H45V123L43 122ZM50 124H48V125H50ZM60 124V123H59ZM58 124V125H59ZM61 124H63V123H61ZM121 124V123H120ZM129 124H131V123H129ZM196 124V123H195ZM194 124V125H195ZM200 124V123H199ZM205 124V125H206ZM215 124H213V125H215ZM218 124V125H219ZM227 124V123H226ZM229 124H233V123H228L227 125H229ZM257 124V123H256ZM1 125H0V127H1ZM3 125H5L4 124V122H3ZM9 125V126H10ZM18 125H21L20 123L18 124ZM17 125V126H18ZM28 124H27V122H26V126H27ZM34 125H35V123H34ZM33 125V126H34ZM45 125H44V128H45ZM48 125H46L47 127H48ZM57 125V124H56ZM55 125V126H56ZM57 125V126H58ZM67 125H63L64 126V130H62V128H63V126H62V128L60 127V129L62 130V131H66L67 133L69 132L70 133V131L68 130H66V129H68L69 128V126H67ZM87 125V124H86ZM109 125V124H108ZM132 125L133 124H131V129H132ZM134 125H135V123H134ZM208 125V124H207ZM206 125V126H207ZM212 125V126H213ZM222 125V123L219 125V126H221ZM225 125V124H224ZM234 125V124H233ZM241 125H243L242 123H241ZM248 125V126H249ZM261 125H262V122H261ZM8 126V125H7ZM7 126H4V127H7ZM23 126V125H22ZM40 126H42V123H41V125L39 124V128H40ZM54 126V125H53ZM60 126V125H59ZM85 126V125H84ZM99 127H100V129H101V126L100 125H98ZM115 126V125H114ZM119 127H120V131H121V127L122 126H120V125H118ZM126 126V125H125ZM130 126V125H129ZM129 126H126V127H129ZM195 126H197V125H195ZM204 126V125H203ZM212 126L210 125V127L209 126H207V128L209 127L210 129L209 130H213L212 129ZM217 126V125H216ZM231 126V125H230ZM238 126V125H237ZM250 126H249V128H250ZM258 126V125H257ZM263 126V125H262ZM261 126V127H262ZM19 127V126H18ZM21 127V126H20ZM19 127V128H20ZM35 127V126H34ZM43 127V126H42ZM46 127V128H47ZM50 127V126H49ZM52 127V126H51ZM68 127V128H67ZM88 127H90V126H88ZM98 127V128H99ZM126 127H124V129L126 128ZM194 127V126H193ZM192 127V128H193ZM200 127L201 128H203L201 125L199 126V128H198V131L200 130ZM224 127H226V126H224ZM224 127H222L223 129H224ZM233 127V126H232ZM242 127V126H241ZM261 127H259V131L260 130H262L261 129ZM10 128V127H9ZM17 128V127H16ZM36 128V127H35ZM35 128H33V129H35ZM66 128V129H65ZM86 128V127H85ZM93 128V127H92ZM103 128V127H102ZM110 127H108V129H109ZM113 128H117V127H113ZM123 128V127H122ZM195 128V127H194ZM239 128H240V126H239ZM243 128H246V129H249V128H247V126L245 127H243ZM251 128H253V127H251ZM250 128V130H254V128L253 129H251ZM258 128V127H257ZM11 129V128H10ZM12 129L14 130L15 128H13L12 127ZM22 129H24V128H22L21 127V129H18V130H22ZM25 129H26V127H25ZM32 129V130H33ZM99 129V130H100ZM118 129V128H117ZM123 129V130H124ZM136 129V128H135ZM196 130H197V127L195 128ZM206 129V128H205ZM217 129V128H216ZM226 129V128H225ZM231 129V128H230ZM241 129V128H240ZM264 129V128H263ZM7 130V129H6ZM9 130V129H8ZM27 130V129H26ZM37 130V129H36ZM36 130H35V132H36ZM71 130V129H70ZM89 130H90V128H89ZM107 130V129H106ZM116 130V129H115ZM127 130V129H126ZM125 130V131H126ZM134 130V129H133ZM137 130V129H136ZM135 130V131H136ZM190 130H191V127H190ZM202 130V129H201ZM207 130V129H206ZM228 130H229V128H228ZM249 130V131H250ZM256 130V129H255ZM16 131V130H15ZM24 131V130H23ZM31 131V130H30ZM42 131H44L43 129H42ZM42 131H40V132H38L37 131V133H41V135H42V138L44 137L45 138V135L42 133ZM47 131H48V129H47ZM46 131V132H47ZM101 131H102V129H101ZM103 131H105V130H103ZM109 132L111 131V130H108ZM108 131H107V133H108ZM138 131V133H139V130H137ZM136 131V132H137ZM195 131V130H194ZM194 131H193V133H194ZM208 131V130H207ZM218 131V130H217ZM231 131L232 132H230V133H233V130L231 129ZM235 131H237V129H235ZM235 131H234V134L233 135H235ZM239 131H241V130H239ZM249 131H247L246 133L248 134L249 133ZM264 131V130H263ZM13 132V131H12ZM21 132V131H20ZM33 132V131H32ZM31 132V133H32ZM45 132V131H44ZM65 132V135L67 136V133ZM97 132H98V130H97ZM118 132V131H117ZM122 132H124V131H122ZM127 132H129L128 130H127ZM132 132V131H131ZM130 132V133H131ZM134 132V131H133ZM136 132H134V133H136ZM145 132V131H144ZM189 130H188V137H190V138H188L187 137V139H189V141H190V139H191V135L193 134V133H191L190 134V136H189ZM210 132V131H209ZM257 132H258V129H257ZM262 132V131H261ZM261 132H259V133H261ZM3 132H1V134H2ZM15 133V132H14ZM16 133H17V131H16ZM21 133H23V132H21ZM21 133L19 134V133H17V134H19V135H21ZM74 133H76V131L74 132ZM99 133V132H98ZM97 133V134H98ZM119 133V132H118ZM125 133V132H124ZM200 133V132H199ZM198 133V134H199ZM213 133V132H212ZM211 133V134H212ZM220 133L222 134L223 132H222V130H220ZM254 132H251V136H253L254 134H255V136H256V133H254ZM34 134H36V133H34ZM47 134V133H46ZM72 134H73V130H72ZM106 134V133H105ZM114 134V133H113ZM112 134V137L115 135H113ZM120 134H121V132H120ZM129 134V133H128ZM201 134H202V132H201ZM210 134V133H209ZM216 134V136H218L217 134L218 133H215ZM215 134H213L214 136H215ZM221 134H219V135H221ZM226 134V133H225ZM224 134V135H225ZM236 134H239L238 133V131H237V133ZM3 136H4V133L2 134ZM19 135H16V136H19ZM33 135V134H32ZM31 135V136H32ZM37 135V134H36ZM40 135V136H41ZM76 135V134H75ZM79 135V134H78ZM78 135H77V138H80V137H78ZM99 135H100V133H99ZM131 135H136V134H131ZM130 135V137L132 138V136ZM138 135V134H137ZM193 135H196V134H193ZM229 134H226V138H227V136H228ZM240 135H241V133H240ZM243 136H244V134H242ZM258 135V134H257ZM261 135V137L263 136V133L262 134H260ZM2 136V137H3ZM7 136V135H6ZM16 136H15V138H16ZM39 135H37V137H38ZM47 136V135H46ZM116 136H118V135H116ZM115 136V137H116ZM187 136V135H186ZM198 136V135H197ZM197 136L195 137V138H197ZM202 136V135H201ZM206 136H208V135H205L204 137H206ZM210 136H212V135H210ZM215 136V137H216ZM223 136V135H222ZM230 136V138H232L233 136H231V134L229 135ZM238 136V135H237ZM250 136V137H251ZM1 137V136H0ZM5 137V136H4ZM12 137H14V135L12 136ZM34 136H32V138H33ZM36 137V138H37ZM76 137V136H75ZM100 137V136H99ZM102 137V136H101ZM114 137V138H115ZM120 137V136H119ZM137 137V136H136ZM162 137V136H161ZM200 137V136H199ZM203 137V136H202ZM219 137V136H218ZM221 137V136H220ZM239 137V136H238ZM235 138L236 140L237 139H239V138ZM242 137V136H241ZM240 137V138H241ZM35 138V137H34ZM76 138V139H77ZM129 138V137H128ZM134 138V137H133ZM194 138V137H193ZM208 138H210V137H208ZM223 138V137H222ZM222 138L220 139V140H222ZM229 138V137H228ZM227 138V139H228ZM229 138V139H230ZM247 138H248V135H247ZM254 138V137H253ZM252 138V139H253ZM258 138V140L260 141V137H257ZM1 139H3V138H1ZM8 139V138H7ZM40 139H41V137H40ZM97 139H98V137H97ZM117 139V138H116ZM130 139V138H129ZM135 139V138H134ZM198 139V138H197ZM203 138H201V139H199V140H202ZM212 139H213V137H212ZM215 139V138H214ZM234 139V138H233ZM262 139H264L263 137H262ZM5 140V139H4ZM10 140H12V139H10ZM33 140V139H32ZM31 140V141H32ZM35 140H37V139H35ZM35 140H33V141H35ZM78 141H81V139H77ZM103 140V139H102ZM115 140V139H114ZM194 141L196 140V139H193ZM205 140V142H206V138H204L203 139V141ZM211 140V139H210ZM209 140V141H210ZM224 140H225V138H224ZM224 140H222V141H224ZM241 140H243V138L241 139ZM240 140V141H241ZM248 140H249V138H248ZM246 141V140H244L245 142H251L250 140L249 141ZM256 139L254 138V140H252V142L253 141H255ZM257 140V141H258ZM1 142H2V140H0ZM14 141V140H13ZM32 141V142H33ZM98 141V140H97ZM96 141V142H97ZM111 141H112V138H111ZM129 143H128V142ZM126 142L128 143V144H130V140H127ZM132 141H135V140H132ZM131 141V142H132ZM188 141V142H189ZM192 141V140H191ZM192 142V143H195V142ZM208 141V140H207ZM216 141H217V143H216V146H221V144H219L218 142V138H216ZM222 141H220V142H222ZM229 141V140H228ZM227 141V145H228V142ZM231 141V140H230ZM239 141V140H238ZM237 141V142H238ZM239 141V142H240ZM258 141V142H259ZM15 142H16V139H15ZM15 142H13V143H15ZM37 142V141H36ZM35 142V143H36ZM38 142H40V143H42V141L40 140V141H38ZM63 142V141H62ZM62 142H60V143H58V144H60L61 146L63 145V147L67 144V142H66V144L64 145ZM72 142V141H71ZM99 142H100V139H99ZM109 142H110V140H109ZM117 142V141H116ZM115 142V143H116ZM199 142H201V141H198V143ZM211 142H212V140L210 141V144H211ZM214 142V141H213ZM236 142V141H235ZM244 142V143H245ZM255 142V144H260L261 142H263V141H261V142ZM3 143V142H2ZM35 143H32V144H34L35 145ZM40 143H37V144H40ZM132 143H134V142H132ZM196 143H197V141H196ZM207 143V142H206ZM209 143V142H208ZM224 143H225V141H224ZM224 143L222 144L223 145V147H224ZM234 143V142H233ZM242 143H243V141H242ZM10 144H11V142H10ZM16 144H17V142H16ZM36 144V145H37ZM83 144V143H82ZM174 144H176L175 142H174ZM173 144V145H174ZM203 143H201V145H202ZM214 144V143H213ZM225 144V145H226ZM235 144V143H234ZM234 144H232V142H231V144L229 145L230 147H231V149H229V151H227V153L224 155L225 156V158L227 159V157H226V155L228 154V152L230 153V150L232 151V147L233 146H231V145H234ZM237 145H240L241 146V144H239V143H236ZM235 144V145H236ZM3 145V144H2ZM2 145H0L2 148H3V146ZM14 145V144H13ZM75 145H77V144H75ZM79 145V144H78ZM84 145V144H83ZM93 145H95L94 143H93ZM115 145V144H114ZM131 145V144H130ZM129 145V146H130ZM172 145V146H173ZM195 145V144H194ZM212 145V144H211ZM226 145V146H227ZM234 145V146H235ZM243 145V144H242ZM248 146H249V144H247ZM69 145L67 144V147L65 146V148L66 149H68V150H70V148L68 147ZM74 146V145H73ZM81 146V145H80ZM87 146V145H86ZM97 146V145H96ZM126 146V145H125ZM128 146V145H127ZM133 146V145H132ZM131 146V147H132ZM135 146V145H134ZM133 146V147H134ZM146 146V145H145ZM179 146V145H178ZM203 146H205V149H206V146H208L207 148H209V145L207 144V145H203ZM229 146H227V147H229ZM239 146V147H240ZM245 146V145H244ZM254 145L252 144V146L250 145L249 147L250 148H252ZM261 146H262V144H261ZM260 146V148H264L263 146L261 147ZM63 147H61V148H63ZM71 147V146H70ZM75 147V146H74ZM73 147V148H74ZM95 147V146H94ZM93 147V148H94ZM175 147V151H176V148H177V146H174ZM180 147V146H179ZM182 148H183V146H181ZM180 147V148H181ZM211 148H212V146H210ZM214 147H215V145H214ZM227 147H226V150H227ZM236 147H238V146H236ZM238 147V148H239ZM249 147H247L248 149H250ZM257 147V146H256ZM259 147V146H258ZM257 147V148H258ZM1 148V149H2ZM60 148V147H59ZM58 148V149H59ZM72 148V147H71ZM76 148V147H75ZM75 148H74V151H75ZM80 148V147H79ZM92 147H91V149H93ZM135 148V147H134ZM133 148V149H134ZM172 148V147H171ZM181 148V149H182ZM218 148V147H217ZM216 148V149H217ZM219 148H222V146L221 147H219ZM237 148V149H238ZM241 148V147H240ZM239 148V149H240ZM257 148H253V151L255 150L256 152H257ZM64 149V148H63ZM89 149V148H88ZM133 149H131V150H133ZM143 149V148H142ZM180 149V150H181ZM185 149V148H184ZM184 149H183V151H184ZM196 149V148H195ZM199 149V148H198ZM204 149V150H205ZM224 149V148H223ZM234 149H235V147H234ZM237 149H235V151L237 150ZM126 151H127V149H125ZM130 150V151H131ZM180 150H178V151H180ZM186 150H187V148H186ZM190 150V149H189ZM188 150V151H189ZM209 151H210V149H208ZM212 150H214L213 148L211 149V151ZM219 150V149H218ZM221 150V149H220ZM219 150V151H220ZM225 150V149H224ZM223 150V151H224ZM242 150H244V149H242ZM251 150V149H250ZM258 150H259V148H258ZM264 150V149H263ZM39 151V150H38ZM74 151H72V149H71V151L70 152H74ZM129 151V152H130ZM146 151V150H145ZM142 152V153H146V152ZM188 151H186V152H188ZM194 151V150H193ZM192 151V153H194ZM198 151V150H197ZM196 151V152H197ZM209 151H208V153H209ZM217 153L216 154H218V151L217 150H215ZM223 151H221V153H223ZM234 151V150H233ZM232 151V153H234ZM249 151V150H248ZM30 152H31V150H30ZM33 152V151H32ZM35 152V151H34ZM69 152V153H70ZM149 152V151H148ZM147 152V153H148ZM168 152H170V151H168ZM171 152H172V150H171ZM177 152V151H176ZM195 152V153H196ZM202 152V151H201ZM200 152V153H201ZM206 152H207V149H206ZM206 152H204L205 153V155L207 154ZM173 153V152H172ZM171 153V156L172 157H168L169 159L170 158H173V154ZM184 153V152H183ZM203 153V152H202ZM201 153V154H202ZM214 153V152H213ZM232 153H230L229 155H232ZM236 153H237V151H236ZM239 153V152H238ZM245 153V152H244ZM259 153H260V151H259ZM28 154V156H29V154H31V153H27ZM167 154V153H166ZM180 154V153H179ZM200 154V155H201ZM215 154V155H216ZM241 154H243L242 152H241ZM240 153H239V155L240 156H242ZM253 154H254V152H253ZM261 154V153H260ZM259 154V155H260ZM262 154H263V152H262ZM261 154V155H262ZM180 155H183L182 157L184 158V156L186 155V153L185 154H182V152H181V154ZM188 156H189V152H188V154H187ZM190 155H191V152H190ZM208 155V154H207ZM214 155V156H215ZM219 155H220V153H219ZM223 155V154H222ZM246 156V158H247V154H245ZM260 155V156H261ZM26 156V155H25ZM110 156V155H109ZM113 156V155H112ZM112 156H110V157H108V158H110V159H112L113 157ZM162 157V159H163V154L161 155ZM169 156V155H168ZM192 157H194V155H191ZM204 156V155H203ZM210 156H211V154H210ZM212 156H213V154H212ZM213 156V157H214ZM250 156H252L251 154H250ZM263 156V155H262ZM167 157V156H166ZM166 157H164V159L166 158ZM180 157V156H179ZM182 157H180V158H182ZM201 157V156H200ZM199 157V158H200ZM205 157V156H204ZM221 157V156H220ZM239 157V156H238ZM244 157V156H243ZM244 157V158H245ZM249 157V156H248ZM258 157V156H257ZM105 158H107V157H105ZM191 158V157H190ZM189 158V159H190ZM195 158V157H194ZM203 158V157H202ZM206 158H207V156H206ZM212 158V157H211ZM216 158H218V157H216ZM231 158V157H230ZM229 158V156H228V159H230ZM242 158V157H241ZM252 158H255V157H252ZM259 158V157H258ZM261 158H263V157H261ZM64 159V158H63ZM66 159V158H65ZM162 159H160L161 161H162ZM168 159V160H169ZM214 159V158H213ZM219 159V158H218ZM221 159H223V158H221ZM227 159V160H228ZM256 160V163L255 164H257V158H255ZM264 159V158H263ZM263 159H261L262 161H264ZM61 160V159H60ZM191 160H193V159H191ZM200 161H201V159H199ZM206 160V159H205ZM204 159H203V161H205ZM217 160V159H216ZM216 160H214V161H216ZM239 160V159H238ZM241 160V159H240ZM243 160V159H242ZM242 160H241V164H244L246 161V159H244V163H242ZM247 160H248V158H247ZM259 161H261L260 159H258ZM63 162H65L64 160H62ZM62 161H60V162H62ZM164 161V160H163ZM171 161V160H170ZM170 161H168V162H170ZM180 161H182V160H180ZM185 161V160H184ZM221 161L222 160H220V163H221ZM249 161H251L252 162V160H249ZM248 161V162H249ZM165 162V161H164ZM163 162V163H164ZM167 162V160H166V163H168ZM186 163L188 162V160L187 161H185ZM222 162H224V161H222ZM226 162V161H225ZM225 162L223 163L224 164V166H226V164H225ZM228 162V161H227ZM233 162V161H232ZM250 162V165L251 164H253V163H251ZM254 162V161H253ZM162 163V164H163ZM183 164H184V162H182ZM204 163V162H203ZM205 163H206V161H205ZM218 163V162H217ZM247 163V162H246ZM246 163H245V165H246ZM28 164H30V163H28ZM33 164H35V163H33ZM161 164V165H162ZM215 164H216V162H215ZM255 164H253V166H255V168H257L256 166L257 165H255ZM260 164H261V162H260ZM187 165V164H186ZM186 165H184V166H186ZM218 165H220L219 163H218ZM248 165V167H250V165L249 164H247ZM207 166V165H206ZM223 166V165H222ZM247 167V166H246ZM246 167L244 166V168H245V170H246ZM247 167V168H248ZM260 167V166H259ZM258 167V168H259ZM263 167V166H262ZM185 168H187V167H185ZM184 168V169H185ZM239 168H243V167H239ZM243 168V169H244ZM180 169H181V167H180ZM182 169H183V167H182ZM182 169H181V172H182ZM183 169V170H184ZM189 169V168H188ZM221 169H223V168H221ZM177 170H179V169H177ZM192 170H193V168H192ZM224 170H225V168H224ZM252 170V171H251ZM251 170H250V168H249V172H253L254 170H256V169H254V168H252L251 167ZM259 170H261V169H259ZM189 171V170H188ZM217 171V170H216ZM223 171V170H222ZM241 171V170H240ZM244 171V170H243ZM248 171V169L246 170V172ZM256 171H258V170H256ZM262 171H264V168H262ZM174 173H175V171H173ZM180 172V173H181ZM218 172H220V171H218ZM229 172V171H228ZM246 172H244V173H246ZM248 172V173H249ZM255 172V171H254ZM254 172H253V174H254ZM260 171H258V173H259ZM185 173H187V172H185ZM221 173H224V172H221ZM230 173V172H229ZM262 173V172H261ZM168 174V173H167ZM177 174H179V173H177ZM198 174V173H197ZM201 174H203L202 172H201ZM227 174V173H226ZM238 174H240V173H238ZM247 174V173H246ZM256 174V173H255ZM254 174V175H255ZM170 175V174H169ZM168 175V176H169ZM180 175V174H179ZM194 175V174H193ZM206 175V174H205ZM225 175V174H224ZM228 175V174H227ZM226 175V176H227ZM249 176H250V174H248ZM247 175V176H248ZM257 175V174H256ZM263 175H264V173H263ZM177 175L176 174H174V177H176ZM198 176H200V173L198 174ZM217 176H218V174H217ZM219 176H222V174H220ZM229 176V175H228ZM253 175L251 174V177H252ZM166 177V176H165ZM164 177V178H165ZM193 177V176H192ZM203 177V176H202ZM205 177V176H204ZM208 177V176H207ZM206 177V178H207ZM223 177V176H222ZM240 177V176H239ZM251 177H249V178H251ZM256 178H257V180H259L260 178H258V177H260V173H259V176H255ZM163 178V179H164ZM166 178H168V177H166ZM171 178V177H170ZM172 178H173V174H172ZM177 178V177H176ZM209 178V177H208ZM208 178L206 179L207 180V182L208 181H212V180H210L211 179V177L209 178V180H208ZM221 178V177H220ZM219 178V179H220ZM248 178V179H249ZM174 179V178H173ZM201 179V178H200ZM199 178L197 179V181H195V182H198V180H200ZM217 179V178H216ZM222 179V178H221ZM252 179V178H251ZM253 179L255 180V178L253 177ZM252 179V181H254ZM213 180H215V179H213ZM218 180V179H217ZM222 180H225V177L222 179ZM250 180V179H249ZM161 181V180H160ZM164 181H165V179H164ZM256 181V180H255ZM166 182H169V181H166ZM204 182V181H203ZM251 182V181H250ZM163 183V182H162ZM200 183H201V180H200ZM212 183H213V181H212ZM216 183V182H215ZM214 183V186H217V184H215ZM90 184V183H89ZM157 184V183H156ZM158 184H160L159 182H158ZM157 184V185H158ZM167 184V183H166ZM165 185V184H164ZM163 185V186H164ZM213 185V184H212ZM212 185H210V186H212ZM158 186H161L162 187V185H158ZM136 187V186H135ZM165 187V186H164ZM187 187V186H186ZM190 187V186H189ZM193 187H196V186H193ZM192 187V188H193ZM213 187V186H212ZM251 187V186H250ZM91 188H93V186H91L89 189H91ZM160 188V187H159ZM191 188V189H192ZM221 188V187H220ZM219 188V189H220ZM247 188V187H246ZM257 188V187H256ZM88 189V190H89ZM163 189V188H162ZM166 189V188H165ZM194 189V188H193ZM234 189V188H233ZM250 189V188H249ZM252 189H253V187H252ZM136 190V189H135ZM167 190V189H166ZM195 190V189H194ZM194 190H190V191H194ZM136 191H138V190H136ZM223 191V190H222ZM226 192V191H225ZM228 192V191H227ZM91 193H92V191H91ZM137 193V192H136ZM135 193V191H134V195L136 194ZM223 193H224V191H223ZM252 192L250 191V194H251ZM254 193V192H253ZM129 194H131V193H129ZM221 194V193H220ZM229 194V193H228ZM132 195V194H131ZM140 195V194H139ZM220 196V195H219ZM218 196V197H219ZM225 196V195H224ZM229 196V195H228ZM227 196V197H228ZM247 196V195H246ZM250 196H252V195H250ZM250 196H248V197H250ZM127 197V196H126ZM140 197V196H139ZM226 197V196H225ZM135 198H137L136 196H135ZM127 199H128V197H127ZM130 199H132V198H130ZM139 199V198H138ZM213 199V198H212ZM223 199V198H222ZM222 199H220V200H222ZM228 199V198H227ZM124 200V199H123ZM140 200V199H139ZM217 200H219V199H216V201ZM224 200H226V199H224ZM131 201V200H130ZM132 201H133V199H132ZM135 201V200H134ZM137 201V200H136ZM171 201H173V200H171ZM227 201H229V200H227ZM231 201V200H230ZM138 202V201H137ZM176 202V201H175ZM174 202V203H175ZM132 203V202H131ZM168 204L170 203V201L169 202H167ZM172 203V202H171ZM230 203V202H229ZM133 204V203H132ZM177 204V206H178V204L179 203H176ZM183 204V203H182ZM181 203H180V205H182ZM179 205V206H180ZM184 205V204H183ZM189 205V204H188ZM187 205V206H188ZM192 205V204H191ZM191 205H189V206H191ZM170 206V205H169ZM171 206H173V204L171 205ZM174 206H175V204H174ZM179 206H178V209H179ZM186 206V208H190L189 206L187 207ZM146 207V206H145ZM191 207H193V205L191 206ZM149 208V207H148ZM176 208V207H175ZM173 210H174V208H172ZM177 209V208H176ZM181 209V208H180ZM179 209V210H180ZM149 210V209H148ZM171 210V209H170ZM222 210V209H221ZM178 211V210H177ZM219 212H220V210H218ZM218 211H216V212H218ZM176 212V211H175ZM174 212V213H175ZM179 212V211H178ZM155 213V212H154ZM168 213V212H167ZM157 214V213H156ZM160 214V213H159ZM162 215V214H161ZM188 219V218H187ZM188 221V220H187ZM189 223V222H188ZM187 223V224H188ZM185 224V223H184ZM214 225V224H213ZM183 226V225H182ZM185 226V225H184ZM183 229V228H182ZM215 229V228H214ZM213 229V230H214ZM179 238V237H178Z\"/></svg>",
  "mask_w": 264,
  "mask_h": 264
}]
</instances>
